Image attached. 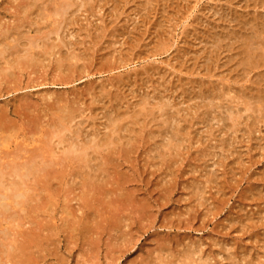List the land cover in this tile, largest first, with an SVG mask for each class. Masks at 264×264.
Wrapping results in <instances>:
<instances>
[{
  "label": "rangeland",
  "instance_id": "obj_1",
  "mask_svg": "<svg viewBox=\"0 0 264 264\" xmlns=\"http://www.w3.org/2000/svg\"><path fill=\"white\" fill-rule=\"evenodd\" d=\"M12 1H14V2H12ZM17 1L21 2V4H23L22 0H20V1L19 0H0V33H4V32L6 33L7 31L14 32L13 30H15V29H11V28H12V25L14 23H16V24H20V26H21L20 29H16V30L19 31V33H21L23 31V33L21 34L22 36H23V34H28L29 32L30 33L33 32L31 34L29 33L28 34L29 36H34V32L37 31V32H39V33L35 32V34H37V35L42 34V32H43L42 36H40L41 40L43 39L44 36L46 37V39L51 37V39H49V41L47 42L48 39L44 41L45 37L42 41H40V40H38V38H37V40H34L31 37H28V39H26L27 37L23 36L24 39L27 40L26 41L27 43H26V42H24L25 40L23 38H21L22 37L21 36L20 37L21 39L19 38V40H21V41H19V42H21L19 44L20 49L21 48L26 49L29 46L28 42L30 40L34 41L33 43H35V41H37L35 43V45L38 44V45H36V48L39 51L41 49L38 47L42 46L43 41L45 43V46L48 43L46 46L48 48L50 46L49 44L52 45V44H55V42H57L56 45H58V47L54 48L53 52H55L56 49L59 48L58 50H59L61 55H62L63 50L65 51L64 53H66L67 50L71 51L73 48H75L72 51V53H76V56H77V55H79L78 52L80 53V51H81L80 49H82L84 52L87 53V55L86 54L84 55V53L82 51L80 53L82 55L77 56L81 60L79 59L80 61L78 60L77 62L78 63L81 62V63H79V69H81V67H82L86 71H88L89 74L88 75H86V74L82 75V77L75 79V81H73L72 83H70L69 85H66V86H61V85H57V86L55 85L54 86V85H50V84L48 85L47 81L50 82V78H51L50 75L53 74L52 72H55L54 68L52 66L55 65V61L57 60L56 58L58 57V54H56V56L54 54V56L56 58H54L52 56V54L50 55L51 57L54 58V60L56 59L55 61H53V58H51L49 55H47V57H49V58H47L46 55L45 56L43 55V56H41V61H43V62H40L41 63L40 68H39V66H40L39 62L37 65L34 64L35 67L32 65L35 70L40 69L41 71L39 70V72H38V70H36L37 71L36 72L34 70L35 72H32L33 74L31 73V76H33L34 82H37L40 84H38L36 86L33 85V87L31 86V87L23 88L25 91L24 90L23 91H16V92L14 91L15 94L13 92H11L9 94H4V96H1L2 98L0 97V104H1L0 106L6 105V106H9L10 108H12V107H14V105L18 104L17 101L19 100V98L23 97L25 100L27 99L28 100L27 103H29L28 105L30 107H32L33 112L34 113L36 112L35 114L39 115L40 117L42 116V118L40 119L41 122L39 124H35V125L30 126V127L29 126L26 127V125L25 126H19V123H17L18 125L12 124V125H10V127L5 125L4 126L5 129L2 128V130H5V133L3 134L2 131H1L2 133H0L1 134L0 135L1 136L0 141H2V143H4L3 145H2V143H0L2 145V146H0V153H1L0 157L2 156L0 158L1 159L0 163L2 165H4V163H6L8 161L7 163L9 165V160L12 158L14 153H16V154H14L16 156L17 155L23 156L22 154L26 151L24 154L27 155L28 154L27 152H29L31 149H35L36 147H38L39 143L42 144L45 148H46V146H49L50 148L52 147V149H53L52 151L55 154L53 159H56V155L58 154V152L60 154L59 150L64 149V147H65L64 145L67 146V143H69V142L71 143V145H74L75 148L79 145L78 148H80V149L84 148V145H83V142H84L86 148H84L83 150L85 151L86 149H88V147H90V148L93 147V145H92L93 143L90 144V146L88 145L89 143H91L88 140L89 139L91 140L93 137L94 138L96 137V138H98L97 139L98 141L96 140V138L93 139L94 140V147L98 146L99 149H97L98 147L96 149L93 147L92 151L95 150L96 151V152L94 151L95 154L93 152H90L91 149H88V151H87L88 155L90 152V156H89L90 157L89 160H91L90 162L87 158H85L86 159V160H84L85 162L80 161V163H79V162H77V159L74 157L76 155L74 153H70L71 154V161L69 162L70 164L68 163L69 166L67 165V161L64 159L63 161L66 162L65 165L63 164V161L60 163L62 165L61 168L63 170L60 168L59 172L54 173V174L51 172L45 176V178L47 177L46 179H48V177H49L48 182H45L46 180L44 179V177L40 178V180H43V183H46V184H42V181L40 182L41 183L40 184L37 180H34L33 178H30L27 181L26 184H28V185L30 184L29 186L25 184L28 188V189L26 188L27 190L25 191V194L28 195V197L26 195H24L26 197L24 199L22 198L21 201H24V202L27 201L30 204L27 202H25V203L22 202V204H21L22 206L20 205L19 208H13L14 212L11 209L9 212L7 211L6 215H8V214L9 215L5 216V218L3 217L4 219H2L1 216H4L5 213L2 215L0 214L1 215L0 216V225H1L0 226V230H1L0 235L2 234L0 237V241H1L0 243L2 244V245H0V249L3 248L0 251H2L3 252L2 254H4L3 256H5L3 258L2 254L0 252V254H1L0 257L2 256L0 259V264H6L7 260H8L7 264H12V263H14V264L15 263L16 264H18V263L22 264L23 263L24 264V260L27 261V262H25V264L26 263L28 264V262L30 264H37L36 262H38V261H39L38 264L39 263L40 264L41 263L42 264H134V263L138 264L139 262H140L139 264H141L145 261L146 262L143 264H158V263L159 264H172V263L175 264V263H177L176 262L177 260H178V264H187V263L190 264L191 262H192V264H197L198 261H199L198 264H201L204 261H205L204 263H207V264H208V262H209V264H226V263L227 264H233L232 260L234 261V264H242V263L243 264H246V263L247 264H264V256H263L264 255V114H263L264 113V107H262V106H264V104H263L264 103V90H263L264 84L260 82V79L264 80V79H262V78H264L263 77L264 68H262V67H264V61H263L264 60V50H263L264 49V41L263 42L260 41L261 39H264L263 36H261L262 30H263V34H264V29H263L264 28V22H262V20L264 19V17H262L264 15V0H262V1L261 0H253L254 2L252 0H151V1L147 0L149 2H147L146 0H128V1L127 0H101V1H99V0L98 1L97 0H80L81 2H83V4L79 0H77V1L74 0L75 7H73L74 5H72V8H71L72 12L68 13V15H71L69 18H71L72 20L68 18V15H66L61 22L62 24L59 23L60 24V28L58 30L59 32L56 29H54V31L58 32L57 35H55L54 33L51 34V32H45V31L51 29L52 22H50V20H52V18L55 17V16L45 17V14H47V12L49 13V11H51L53 9V8L50 9V7H54L52 4L54 2V0H47V3L45 2L46 0H39V2L37 1V3H36V7L29 9V10L25 9L26 3L23 6H20L21 4L18 3ZM26 1H30V0H26ZM49 1H50L52 6H50ZM55 1L59 2V0H55ZM95 1H97L96 4H95ZM41 2H44V3L41 4ZM252 2H253V4H252ZM38 3H40V4H38ZM141 3H143V4L146 3V4L143 5ZM44 4L47 6L46 9H45ZM77 4L81 9H79V7L77 9ZM42 5H44V6L42 7ZM254 5H255V7H254ZM17 6H18V10L24 8L25 9L24 12L22 10L17 11ZM19 6H20V8H19ZM97 6L100 7L98 10H97V8H98ZM261 6H263V7H261ZM85 7H86V10H85ZM14 9H16V13H15L16 15L14 14V12H15ZM35 9L36 10L41 9V10L39 12V11H36ZM43 9L45 11H43ZM82 9L84 12H81ZM46 10H48V11H46ZM254 10H256L258 13ZM35 11H36V13H34ZM19 12H22V13H19ZM30 12H31V14L29 15ZM37 12H39V13H37ZM259 12L262 15L257 16L259 14ZM37 14L40 15L41 19L39 18V16H36ZM41 14H43L42 16H44L43 17L44 19L42 18ZM21 15H22V17H21ZM242 15L243 16L246 15V16H244L245 19L242 17ZM234 16L236 19L234 18ZM18 17H21L20 19L22 20V22H21V20L18 21L19 20ZM26 17H27V19H25ZM33 18H35V19H33ZM251 18L253 21L251 20ZM64 19H66V21H68V22L66 23V21ZM25 20H27L26 21L27 23H25ZM59 20H61V18H58V21ZM239 20H241L243 23ZM249 20H251V21H249ZM229 21L233 22V23H230ZM256 21H257V23H259V25L256 23ZM228 22H229V24H228ZM246 22L250 25L247 26L248 24H246ZM63 23H66V24L64 25ZM9 24L11 25V27L9 26ZM32 24L34 25V27L30 28L33 26ZM38 24L41 26H39ZM61 26L65 27V29L63 30V28ZM223 26L225 29H223ZM246 26L248 29L246 28ZM257 26L259 27V29H257L258 28ZM45 27L47 29H45ZM249 27L251 28V30L253 32H255V30H256L257 34H259L260 36L255 35L256 32L252 34L251 30H249ZM260 27H261V29H260ZM2 28L5 30H2ZM24 29H26L27 31ZM38 29L39 30L44 29V31H42V30L38 31ZM67 29H69V31H68V33H70L69 36L73 37V38H71L72 40L70 39V37L68 38V34L64 35V33L66 34ZM95 29H97V31ZM101 29H103V30H101ZM93 30H95V31H93ZM62 31H64V32H62ZM99 32H102V33L99 34ZM242 32H245V33H242ZM73 33H74V35L71 36ZM88 33H89V35H88ZM210 33H212V34H210ZM246 33H248L249 35ZM4 34L0 35V40H5L7 38H8V40L11 39V38H9L10 36L9 37H3ZM62 34L64 36H62ZM113 34H114V36H113ZM116 34H118V36ZM213 34H216L215 36H216L217 40L213 39V38H215V36ZM100 35H101V37H100ZM233 35H235V36L233 37ZM74 36H75V38H74ZM229 36H230V38H229ZM239 36L241 38H237ZM57 37H59V38H57ZM248 37H249V40L252 42V44L248 40ZM54 38L56 39V41ZM81 38H83V40H81ZM236 38H237V40H236ZM253 38L255 40H259L257 42V44H255V45H253V44L256 43V41L254 42ZM74 39H77V41H75V43H74ZM219 40H220V42H219ZM238 40L241 42H239ZM243 40L247 44L246 47H245V45H243L244 44ZM22 41L25 43V45ZM112 41L113 42L115 41L114 44ZM39 42H40V45H39ZM77 42H79V43H77ZM213 42L216 44H214ZM218 42H219V44H218ZM68 43L70 44L69 47L67 46ZM225 43L228 46L229 50L227 49L226 45H223ZM239 43H241V44H239ZM26 44H27V46H26ZM64 44H65V46H64ZM79 44H80V46H79ZM213 44L215 46H213ZM229 44H230V47H229ZM235 44L237 46L239 44V48L237 46H235ZM261 44L263 45V48H261L262 47ZM249 45L251 48H254V46H255L256 49L250 48L252 50L251 51L249 49ZM259 45H261L260 48H258ZM111 46H112V48H110ZM60 47H62V49L64 47V49L61 51ZM244 47L246 48V50ZM212 48H213V50H212ZM224 48L227 50L224 51L225 50ZM37 49H35L34 52L37 51ZM76 49H77V51H75ZM115 49H116V51H115ZM237 50L241 51V52H238ZM242 50H243V52H242ZM247 50H248V52H246ZM70 51H67V53H69ZM229 51H231L230 53L232 55L229 53ZM258 51H261V53H259ZM236 52H237V54H236ZM107 53L109 54L110 57L108 56ZM227 53H228V57H227ZM241 53L244 55H241V58H240ZM254 53L255 54L257 53L256 55L259 56V58L261 56V58H260L261 60L259 58H257V56H255ZM258 53L260 55H258ZM223 54H225V55H223ZM234 54L237 55V57L234 56ZM246 54H248V55H246ZM111 55H112V58H111ZM117 55H119V56H117ZM83 56H85V58H82ZM233 56L235 57V59ZM244 56L245 57L247 56L246 59L244 58ZM248 57H251L252 60H250ZM6 58H7L6 60L10 59L8 57H6ZM12 58H13V56H12ZM138 58H140V59H138ZM47 59L49 60V62H47ZM82 59H83V61H82ZM119 59H121V60L118 61ZM243 59H245V60H243ZM237 60H239V61H237ZM259 60L261 62H263V65H262V63H259L260 62ZM103 61L109 62V64L111 66H114V64H115V66H114L115 68L113 70H111L110 73L106 72V71H105V73L102 72L103 74L101 72L96 73L95 71H97L96 70V69H98L97 67H99V64L103 63ZM228 61L230 64L227 63ZM250 61H252V62H250ZM6 62L10 63L8 61H6ZM83 62L84 63L86 62V64H84ZM120 62L123 63L124 65L121 64ZM45 63L47 64L48 67L45 66L46 65ZM206 63H207V65H206ZM233 63H235L236 65ZM80 64H82V65H80ZM118 64L120 66H118ZM203 64L205 65V67ZM221 64H223V65L221 66ZM234 65H235V67H234ZM244 65L245 66L247 65V66L244 67ZM248 65L251 69L248 67ZM257 65H258V69L256 67ZM32 66H31V68H28V70H26L25 73L32 70L33 69ZM143 66H145V67H143ZM227 66H230L232 70L230 68H227ZM238 66L243 68L242 70H244L243 72L247 76L243 75L244 73L242 71L240 73L241 68H239ZM116 67H117V69H116ZM133 68H134V70H133ZM233 68H234V70H233ZM202 70H203V72H202ZM245 70L246 71L248 70L249 73L246 72ZM44 71H46V72H44ZM77 71H79V70H77ZM227 71H229L230 74ZM234 71L236 72V74L234 73ZM40 72H44V73H42L43 75ZM140 72H141V75H140ZM191 72H193L194 74ZM226 72L228 73V75L226 74ZM258 73H260V74H258ZM46 74L47 75L49 74L48 75L49 79H48ZM77 74L78 73H76V75ZM198 74H199V76H198ZM128 75H130V76H128ZM210 75L212 77H210ZM219 75L222 77H220ZM25 76H26V74H25ZM40 76H41V81H40V79H37V78H40ZM146 76H147L148 80H147ZM200 76H202V78ZM230 76H233V77L230 78ZM255 76L259 77V78H256ZM108 77H110L114 80H110V78L108 80ZM249 77H251L252 79L251 78L249 79ZM207 78H208V80H207ZM125 79H126V81H125ZM230 79H232V80H230ZM257 79L259 81V82L257 81L258 83L255 82ZM23 80H24V82L26 81V79H23ZM122 80H124V81H122ZM189 80H190V84H189ZM233 80H235V82ZM198 81L200 82V84L198 83ZM207 81L208 82L210 81L209 82L210 85H208L209 83ZM212 81H214V83ZM227 81L229 84L226 83ZM244 81H245L244 84L248 85L250 88H252V85L254 84L253 88L250 90V88L243 85ZM41 82H43V83H41ZM105 82H106V84H105ZM202 82H204V83L202 84ZM221 82H223L227 88ZM232 82H234V83H232ZM248 82H251L252 84L248 83ZM119 83L122 86L124 84V86L121 87V85ZM236 83H238V84H236ZM34 84H36V83H34ZM107 84H108V86H107ZM211 84H212V86H211ZM260 84H262V85H260ZM191 85H193V86H191ZM238 85H240L241 88ZM110 86H111V88H109ZM195 86H197V88L201 87L199 89V91H198V89L196 90ZM229 86H231V87H229ZM97 87H98V89H96V90H98V92L95 89H93V88H97ZM215 87L218 88V90ZM82 88H83V90H82ZM84 88H86V89H84ZM152 88H156V89H152ZM192 88L194 89V91L192 90ZM237 88H238V90H237ZM104 89H106V90H104ZM165 89H166V91H163ZM214 89H216L217 91H215ZM239 89H240V91H239ZM241 89H242V92H241ZM255 89L258 90V92ZM101 90H104V91H102V94L99 93ZM195 90H196V94L194 93ZM233 90L237 94H235V92ZM226 91H227L226 95H228L229 97H227L224 94V92L226 93ZM61 92L63 95H65V94L67 95L66 97L68 98V100H71L74 96L73 100L75 101V99H76L75 102H76V104L78 103L77 105H75L74 104L75 102H73L71 100L74 104L73 106L76 108V111L74 114L76 116H75V120L72 121L70 124L73 125L74 122L77 123L78 121H80V120L82 121V119L85 118L84 119L85 121L84 120L82 121L83 123L81 121L78 122V125L80 123H82L81 124L82 127L78 126V125L76 126V124L73 125L74 129L72 128V126L71 127L69 126L70 128L67 127V128H69V129H67L69 132L67 130H66V132L70 133L71 135H68V133L65 132V129H61L60 126H58L57 124H53L51 122L50 116L49 115L44 116L45 114L43 115V113L41 111V109L43 107L42 104H44V102L48 101L49 97L56 96L59 93L61 94ZM219 92H220V94H219ZM222 92H223V94H222ZM248 92H250V93H248ZM73 93H75V94H73ZM85 93H86V96H85ZM87 93H89V94L91 93L90 95H92L94 97V99L90 98L89 94L87 96ZM163 93H165V94L163 95ZM241 93L243 95V98H241ZM245 93H246V96H245ZM247 93H248V95H247ZM254 93L256 96L254 95ZM103 94H105V97H103L104 96ZM109 94H111V96ZM205 94H207V95H205ZM232 94H234L233 95L234 98H232L233 96L231 97ZM208 95L214 97L213 98V105H210L212 103H209V101H205L206 98L202 99ZM219 95H221V96H219ZM222 95L225 97H223ZM235 95H237V96H235ZM250 95H251V97H250ZM14 96H15V98L11 99ZM38 96H41L43 98H40ZM69 96H70V98H69ZM77 96L79 99L77 98ZM100 96H102L103 98ZM154 96H155V98H154ZM163 96H165L164 99H163ZM202 96H204V97H202ZM112 97L115 98V100L118 104L116 102H115V104L113 103L115 100ZM230 97L232 100L230 99ZM254 97L255 98L257 97L256 101H254L255 100ZM99 98H101L102 101ZM106 98H107V101H105ZM109 98H111V99L109 100ZM144 98H146V99H144ZM223 98H225V99H223ZM38 99H39V101H38ZM40 99H41V101H40ZM138 99H139V101H138ZM165 99H168V100H165ZM188 99H192V100H188ZM195 99H198V100H195ZM10 100H12V101H10ZM32 100L33 101L35 100L34 102L37 104V106L39 108H37L36 104H34V102ZM77 100H78V102H77ZM99 100H100V102H99ZM216 100H218V101H216ZM233 100L235 103L233 102ZM49 101H51V100H49ZM108 101H110L112 103L110 104V102H108ZM167 101H169V102H167ZM197 101L199 102V104H197ZM221 101H222V103H221ZM225 101H229V102L226 103ZM80 102L82 103V105L80 104ZM206 102H207L206 106H208V108L206 106L202 107L203 105L206 104ZM236 102H237V104H236ZM246 102H247V104L249 103L248 106H247V104H245ZM155 103L159 104V108H157L158 104H155ZM164 103L167 104L165 107H163ZM225 103L227 106L229 105L228 108H227V106H225ZM101 104H103V105H101ZM137 104H139V105H137ZM141 104H142V106H141ZM215 104H217L219 108H220L219 104L221 106H222V104H224L223 105L224 107L220 108V110L217 107L215 109V108H213V107H215ZM231 104L235 109L231 106ZM234 104H235V106H238V107L236 108L234 106ZM79 105H80V107L78 108ZM112 105H114L113 108H116L115 109L116 111H114V109L112 108ZM115 105H117V107ZM196 105L197 106L199 105L198 106L199 109L195 107ZM240 105L243 106L244 108L243 107L239 108ZM249 105H251V106H249ZM21 106L24 107L25 105L24 106L21 105ZM175 106L176 107L178 106L181 110L177 107L176 109L178 111H175L176 110ZM252 106H254V107H252ZM22 107L21 108L19 107L20 112H22V110H23ZM30 107L28 109L31 110ZM160 107H161V109H160ZM248 107L252 108L251 109L252 111L250 109H248ZM261 107H262V109H260ZM154 108L156 109V111H152V110H154ZM164 108H165V110H164ZM193 108H195V110H197L196 113H194ZM223 108L226 109L227 111L224 110ZM238 108L241 111L243 109V111H244L243 115L241 114L243 111L241 112V111L237 110ZM94 109H96V110H94ZM162 109H163V112H162ZM205 109H206V111L209 110L210 113L212 111L213 114H215L214 113L215 111L216 112L218 111L217 114L221 118V120H223L224 124L220 120V118H218L217 114L213 116L212 113L210 114V113H208V111L206 112ZM213 109H215V110H213ZM246 109L249 110L250 112H254V113L250 114V112H248ZM254 109H255V111L258 110L257 114L255 111H253ZM78 110H80V111H78ZM133 110L137 112V113L134 112L136 114V117L141 118V119H138L139 120V121H137L138 124L136 122L137 119H136L135 115H133L131 117V115L133 114ZM137 110H139V113ZM231 110H232V117L235 121L234 120L231 121L230 118H228L229 119L228 120L224 116L227 114V112H229ZM234 110H235V113H234ZM82 111H83V113H82ZM120 111L126 112V114H127L126 117H125V113H123V115H124L123 116V115H121L122 113L120 114ZM144 111L146 112L145 113L146 116L144 114ZM168 111H170V112H168ZM202 111H204L205 113ZM236 111H237V113H236ZM28 112H30V111H28ZM87 112H88V114H87ZM106 112H107V114H106ZM188 112H189V114H188ZM197 112H198V114H197ZM219 112L220 113L223 112L224 115H223V113L220 114ZM247 112L249 115L247 114ZM164 113L165 114L167 113L166 114L167 118H166V116H164ZM170 113H171V115H170ZM201 113L205 114V116L207 114L208 116L205 117ZM260 113H262L261 114L262 117L257 116V115H260ZM24 114H26V116L27 115L31 116L30 113L29 114L24 113ZM79 114L81 116H79ZM128 114H131V115H128ZM181 114H183V115L181 116ZM237 114H240V115H237ZM254 114L256 117L254 116ZM154 115H155V117H154ZM195 115H196V117H195ZM198 115H200V116H198ZM209 115H212L213 117H211ZM12 116L15 119H17V116L15 117L12 114L9 117L12 118L13 120H15ZM30 116H28V117H30ZM104 116H106V117L110 116V118H112L113 120H117V121H114L115 123L113 122L114 125L117 124V125H115L117 127V129H115L116 127L113 124H111V126H109V124H108L109 122L106 123L107 122L106 120L108 118H106ZM115 116H116V118H115ZM175 116H177V117L180 116L179 118L184 121V124H186L185 125L186 127L182 126V125H184L183 121H180V119L179 118L177 119V117H175ZM221 116L222 117L224 116V117L222 118ZM238 116H242V117H240L241 121L239 120ZM243 116H244V118H243ZM88 117H89V119H88ZM118 117L120 120L117 119ZM214 117L217 119H215ZM251 117H253V119H250ZM80 118H82V119H80ZM104 118L106 120H104ZM153 118H155V119H153ZM160 118H163L164 120L160 119ZM190 118H192V119L190 120ZM194 118H196L198 120L200 118V121L202 124L199 121V123L201 124V125H199V123H197L198 120H196ZM201 118H202V120H201ZM205 118H207V119L205 120ZM211 118L212 119L214 118L215 120H218V119L219 120L217 122L215 120H212ZM236 118H237L238 122L240 121L239 123L237 122ZM256 118H257V121H256ZM147 119L150 120L149 121L150 123L147 122ZM159 119H160V121H159ZM165 119H167V120L169 119L168 122L166 120L167 123L165 122ZM175 119H176V121H175ZM210 119H211V121H209ZM25 120L27 121L28 119L25 117ZM126 120H128V121H126ZM151 120H152V122H151ZM242 120H244V122H242ZM245 120H246V122H245ZM228 121H231L233 125L231 124V122H229V124H228ZM247 121H249L250 123H248ZM258 121H260V122H258ZM46 122H49L50 126ZM172 122H174V123H172ZM180 122L182 123V125L181 124H180V126L177 125ZM205 122H207V123H205ZM215 122H217L218 124ZM241 122L243 124H240ZM118 123L120 125H122L123 123L124 124L126 123V125L128 124V126H127L128 128L124 124H123L124 127L121 126L122 128H118V127H120V126H118ZM145 123H148V124L145 125ZM195 123H196V125H195ZM244 123H245L246 127L244 126ZM159 124L160 125L162 124V125L160 126ZM167 124L170 126H167ZM188 124H189V126H188ZM204 124H207L211 128V129L209 128L210 131L208 129L207 130L205 129V127L207 125H204ZM213 124H215L216 128L218 126L219 129L223 128L222 125H224V128L221 129L222 131L225 129L226 126H228L230 124L231 125H230V127L226 128L228 132L226 131V129H225V131H223V133L220 130V131H218V132H220V135H218L219 133L217 132V130H219V129L214 128L216 130L215 131L213 129ZM216 124H217V126H216ZM149 125H151V126H149ZM153 125L155 127H152ZM202 125H203V127H201ZM55 126H57L58 128ZM104 126H106V127L103 128ZM187 126H188V128H187ZM208 126H207V128H208ZM235 126H237V128ZM50 127L52 130L51 131L52 133H50ZM83 127H84V129H83ZM107 127L109 129H107ZM159 127L162 128L161 130L165 129L166 132L168 131L170 136L167 135L165 130H163V131L159 130L160 129ZM174 127H179L181 129L178 128L179 131H177L176 128H174ZM190 127H192V128H190ZM198 127L202 130H200ZM232 127L236 128V129H241V130L236 131V129L233 130ZM254 127L256 130L254 129ZM54 128L58 129V131H56V129H54ZM76 128H77V131H79L80 135H82L83 137H79L78 132L75 131ZM79 128H80V130H79ZM129 128H131V129H129ZM121 129H122V132L120 131ZM147 129H148V131H147ZM155 129H156V131H153ZM191 129L194 132L188 131ZM131 130H132V132H131ZM197 130H198V132H197ZM231 130L234 132H232ZM250 130H251V132H250ZM123 131L129 132V134L128 133L125 134V133H123ZM207 131H208V133H207ZM24 132H26V133H24ZM47 132L50 134H48ZM76 132H77L78 138L74 134ZM89 132L93 133V135L90 134ZM109 132L111 135H109ZM171 132H173V134H171ZM226 132L230 135H228ZM231 132H232V134H231ZM94 133H95V135H94ZM103 133H106V135L104 134L102 136ZM183 133H185L186 136ZM190 133H192V135H190ZM113 134H114V136H113ZM117 134H118V136H117ZM132 134H134V135H132ZM148 134L151 136H149ZM210 134H213V135L210 137L209 136ZM3 135H5V136H3ZM17 135H19L20 137ZM26 135H28V136H26ZM64 135L66 138L64 137ZM123 135H126V137ZM130 135L132 136L131 139H130V137H131ZM221 135H223V136H221ZM226 135H227V138H225ZM30 136H33V137H30ZM40 136H41V138H40ZM67 136H69V138L71 136H76L75 138H77V139H75L73 137L71 140V138L68 139ZM87 136H89L91 138L88 137L89 139H87ZM100 136L104 137V138H101ZM119 136H121V137L123 136L124 138L123 137L121 138ZM147 136H149V138L150 139L152 138V139L149 141V138H147ZM183 136H185V137H183ZM2 137L7 138V139H4L5 142L3 141V139L1 140ZM54 137L55 138L57 137L62 142L59 141L60 143H57L58 140H57V138L55 139ZM162 137L163 138L165 137V139H163ZM166 137H168V138L166 139ZM171 137H172V139H171ZM220 137H221V139H219L220 141H218V138H220ZM26 138H28V139L26 140ZM37 138H38V140H36ZM43 138L46 140V142H44L45 140ZM82 138H84V139H82ZM99 138L104 139V141L101 139H100L101 140L100 141ZM125 138H127V140ZM174 138H175V141H174ZM210 138H214L215 139L214 141L215 142L217 141V142L215 143L213 140L209 141ZM41 139H43V142ZM105 139H109V140L106 141ZM154 139L156 141H158L157 143L159 145L162 143L160 140L163 141V143L160 146L162 149L161 153H157L160 151V149L158 150L159 145H158V147L156 146L157 143ZM226 139H227V142H226ZM228 139H229V142H228ZM32 140H33V142H32ZM77 140H79V141H77ZM82 140H84V141H82ZM164 140L165 141L167 140V141L165 142ZM168 140H170L172 142H168ZM181 140H182V142H181ZM51 141H52V143L57 141L54 143V146L57 145L55 147L58 150H56V148L51 144ZM85 141H88V144H87L88 146L86 145L87 142H85ZM109 141L111 142L112 146H114L115 148H111V145L108 143ZM132 141H135L136 143L132 142ZM177 141H178V143H177ZM36 142H37L38 146L36 145ZM65 142H67V143H65ZM115 142L118 143L119 146L118 145L115 146L116 145ZM124 142L126 143L127 146H129L128 143H130V147H126L125 145H123V144H125ZM173 142H176V143H174L175 145H173ZM220 142L222 144L226 143V145L225 144L223 145L224 146L223 147L224 152H223V149L221 148L222 144ZM32 143L33 144L35 143V144L32 145ZM63 143H64V145H63ZM102 143H105V146ZM168 143H169V145H170V143H172V144L169 146ZM212 143H213V145H212ZM227 143H229V144L227 145ZM25 144H27V146ZM28 144H29V146H28ZM107 144H108V146H107ZM163 144H165V145H163ZM214 145H216L215 148H213ZM3 146L5 148L6 147L10 148V152H9L10 156H9L8 151L6 150L7 148L5 150H2V149H4ZM14 146H15V148H14ZM19 146L21 148H19V150H18ZM24 146L27 147L28 149H26ZM30 146L32 148H30ZM60 146H62V148ZM106 146L110 149H113V150L108 149ZM152 146H153V148H152ZM155 146H156V149H155ZM168 146L171 147V149H172L171 151H169L170 149L166 150V148H168ZM175 146H176V148H175ZM207 146L209 148H207ZM100 147L103 150V152H100V150H101ZM124 147H125V149H124ZM162 147H164V148H162ZM106 148H107V150H106ZM16 149H17V152H16ZM104 149L106 150L105 152H104ZM116 149L119 151H114ZM122 149H124V150H122ZM207 149L208 150L211 149V150H209L208 153H205L208 151ZM164 150L166 151L167 154L164 152ZM212 150L215 151V154ZM3 151H4V154H3ZM80 151H82V150H80ZM107 151H108V153L105 154ZM109 151L111 152V155H110ZM167 151L170 152L169 155H168ZM201 151H202V153H201ZM211 151H212V153L210 154ZM74 152H75V150H74ZM113 152H114V155H112ZM20 153H21V155H20ZM164 153L166 154V156L163 155ZM91 154H93L95 156V157L93 156L95 159V162L92 159L93 157ZM207 154H208V156H207ZM220 154H221V156H223L222 157L223 160L220 158L221 157ZM97 155L100 156L99 158L103 162L99 161L100 159L98 158ZM211 155L213 157H210ZM224 155H225V157H224ZM108 156H110V157H108ZM201 156L204 157V159H202ZM205 156H207V158ZM105 157L110 158V159L107 160V158H105ZM163 157H165V158H163ZM170 157H172L173 159ZM197 157H199V159H198L199 161H197ZM4 159H5V161H4ZM171 159L174 160V162H176V163L175 164L171 163V162H173ZM20 160H18V161H20ZM22 160H23V158H22ZM204 160H206V163L208 165L205 162H203ZM160 161H162V163ZM71 162H73L77 166V168L79 167L78 168L79 170L77 168H75L76 166L73 165V163H71ZM97 162H100V164ZM107 162H109V163H107ZM78 163L81 165H79ZM102 163H103V165H102ZM209 163H211V164L209 165ZM72 165L75 167L72 168L73 167ZM93 165H95V166H93ZM188 165H191V166H188ZM196 165L198 167V169H196L197 171L194 170V167L196 168ZM211 165H212V167H211ZM63 166H65V168ZM207 166H210V168L208 167L206 169ZM70 167L72 168V170ZM56 168H59V166H56ZM190 168H192L191 169L192 172H191ZM68 169L70 171H68ZM89 169H92V170H89ZM199 169H201L202 173H204V174L206 172V174L202 175V173L198 171ZM97 170H99V171L96 172ZM193 170H194V172H193ZM221 170H222L223 174H222V172H220ZM223 170H225V171H223ZM86 172H87V174H86ZM94 172H95V174H94ZM207 172H209V173H207ZM81 173H85L83 175H86V176L89 173V175L91 174L90 176L92 177V175H93V177L91 178L88 175L87 176L88 179L85 178L86 176H84V178H81L82 177ZM210 173H211V175H210ZM73 174H75V175H73ZM78 174H79V177H78ZM118 174H119V176L122 174L121 177L123 178V181H122L121 177L120 178L118 177ZM216 174H217V176H215ZM52 175L54 176V178ZM76 175H77V177H76ZM198 175L199 176L201 175L202 179L200 178L201 176L199 177ZM162 176H165V177H162ZM195 176H196V178H195ZM16 177L17 176H14V174H12V176H9V175L4 176L3 179H5L6 182L10 181V179L11 180L14 179L17 181L18 177L17 178ZM65 177H67L68 179ZM197 177H199V178H197ZM212 177H213V179H211ZM62 178H63V180H62ZM79 178H80V180H79ZM159 178H160V180H159ZM3 179H2L1 184H0V186H1L0 192L4 191V187H8V183H9V182L5 183V180H3ZM56 180L57 181L59 180V183H57ZM86 180H91L92 182H87ZM105 180L108 182H106ZM213 180H215L216 184H214L215 182H213ZM30 181H31V183H30ZM207 181L209 182V184L207 183ZM161 182H162V184H161ZM34 183H35V185L33 186ZM50 183H52V185ZM71 183H72V185H70ZM113 183H115V184H113ZM163 183H164V185H163ZM59 184H61V185H59ZM104 184H106V185H104ZM110 184H112L113 186ZM188 184H190V185L193 184L192 187H194L195 185L197 186V184H200V186H198L199 189H201L202 186L206 187V188L203 187L201 189L202 191H205L206 194L202 193V191L197 189L196 186H195L196 190H194L192 187L188 186ZM201 184H202V186H201ZM17 185H19V184H17ZM95 185H97L98 188H102V190L104 189L105 193H104V191L102 192L101 189H100L101 191H99L98 188L96 190L97 186H95ZM115 185H117L118 187ZM184 185H186L187 187ZM20 186H23V184H21ZM40 186H41V188H37ZM59 186H60V188H59ZM164 186H167V187H164ZM253 186L257 190H255ZM30 187H32V190ZM66 187H70V188H68V190H67V189H65ZM161 187L162 188L164 187L165 189L164 188L162 189ZM185 187L188 189H186ZM50 188L52 190L55 189L54 191L56 192V195H55V192H53V191H52L53 194L50 193L51 192ZM108 188L110 189L109 191H112V192H109V191L106 192V190ZM190 188H191V190L192 189L193 190L191 191ZM209 188H210V190H209ZM247 188H249V189H247ZM35 189H37L39 191V193L37 190L34 191ZM80 189H81V191H80ZM161 189H162V191H161ZM182 189H184V190L182 191ZM84 190L87 192V194H83V193H86ZM115 190H117V194H115L116 193ZM197 190L201 191V193H200L201 196H199L200 198L198 197V194H196V193H199ZM82 191H83V193H82ZM89 191H92V193ZM127 191H129V192H127ZM32 192L33 193L35 192V194H33ZM80 192L82 194H80ZM93 192H97V193L93 194ZM118 192L120 194H118ZM187 192L189 194H190V192L191 193L193 192L194 194H190V196L193 195L192 197H190L189 194H187ZM100 193H102V194L100 195ZM82 195L85 196V201L81 200V198L84 199L83 198L84 196L80 197ZM94 195H96L97 198ZM49 196H51V197H49ZM114 196H115V198H118L119 196H121L122 199L119 197L118 199L120 201H117L118 199H115ZM123 196H125V197H123ZM240 196H242V197H240ZM70 197H71V199H69ZM31 198H33V199H31ZM38 198L39 199L41 198V200H39ZM63 198H65V199H63ZM66 198L69 200L66 201ZM100 199H102V202ZM124 199H125V201L123 203ZM128 199L130 200V202ZM44 200H45V202L47 201L46 202L47 205L49 203L48 208L46 206H43L44 204L46 205V203H44ZM52 200H53V202H52ZM80 200H81V202H80ZM106 200H108L110 203ZM115 200H116V203L119 202L117 204L118 207L116 206ZM126 200L130 204H128ZM193 200H194V202H192ZM41 201L43 204L41 203ZM111 201H113V202H111ZM131 201L136 205L133 206L134 204H132ZM204 201H205V203L203 204ZM31 202H32V205L34 207L31 206ZM189 202H192V203H189ZM195 202H196V204L198 202V204L195 205ZM222 202H225V203H222ZM112 203H113V206H112ZM121 203H123L124 205H122ZM212 203H214V204H212ZM238 203H239V205H238ZM97 204H99V205H97ZM103 204L105 206H103ZM93 205H96V206H93ZM129 205H130V207H129ZM131 205L133 207H131ZM119 206H121V207L119 208ZM188 206L192 210H190ZM215 206H218V207H215ZM15 207H17V206H15ZM45 207L47 209H45ZM80 207H81V209H80ZM107 207H108V209H107ZM114 207H115V209H114ZM233 207L236 209H234ZM31 208L34 210H32ZM101 208H104V209H101ZM121 208H123L122 209L123 211L120 210ZM209 208H211V209L209 210ZM72 209H74V210H72ZM35 210H36V212H35ZM141 210L145 211V213H143ZM257 210H259V212ZM27 211H28V214L26 213ZM80 211H82V212H80ZM101 211H103V213ZM136 211H137V213H136ZM203 211H205V213H206L205 217H204L205 219L204 218L202 219V217L204 215ZM130 212L131 213L133 212V213L131 214ZM81 213H82V215H80ZM92 213L93 214L96 213L95 216L91 215ZM118 213H119V215H117ZM123 213H125V214H123ZM215 213H218V215ZM14 214L16 215V217ZM18 214H20L22 216L23 220H20L22 218H20L21 216ZM12 215H13V217H15V219L12 218ZM24 215L27 218L29 215L30 217L28 218V220L30 218H32V219H30L32 223H30V220L27 221ZM41 215H44L43 216L44 218ZM99 215L102 217L100 218ZM138 215L139 216L141 215L142 217L139 219ZM201 215H202V217H201ZM18 216H20V217H18ZM86 216H87V218L85 220ZM212 216H213V218H212ZM6 217H7V219H10V220L13 219V220L12 221L8 220L9 223H7L8 221L6 220ZM33 217H34V219H33ZM35 217H36V219L37 218L38 219L35 220ZM62 217L66 218L65 221H64V218H62ZM72 217L75 219H73ZM231 217L233 220H231ZM91 218H93V221ZM130 218H132V219H130ZM16 219H17V221H16ZM18 219L21 221V224H23V225L21 226V224L19 223L20 225H17V227H16V225H14L13 223L18 224V222H20ZM101 219L103 220V223H102ZM208 219H210V220H208ZM89 220H91L93 222L95 228L92 226L93 224H90ZM117 220H122V221L119 222ZM230 220L234 223L235 226L233 225V223ZM1 221H4L5 224H4V222L2 223ZM25 221H27V222H25ZM35 221L37 223V226L39 224L41 225V226H38L39 228L36 226ZM67 221H68V223H67ZM85 221L88 222L89 224L86 223ZM228 221L231 222L230 225H229ZM77 222H79V223H77ZM118 222H119V224H118ZM121 222L124 224V226H121V224H120ZM165 222H168V224L167 223L165 224ZM227 222H228V225H227ZM11 224H13V225H11ZM29 224H31L30 227L34 225L35 228L33 229L31 227V229H30ZM182 224L184 225V227ZM199 224L201 226H199ZM203 224H204V226H203ZM74 225L75 226L77 225L76 228L74 227ZM109 225L113 228L111 230V232L107 231L108 228L111 229V227ZM116 225H117V227H116ZM11 226L12 227L14 226L16 228H14V230H10ZM89 226H90V228H89ZM222 226H224V227H222ZM18 227H19V229H18ZM28 227L30 230L28 229ZM85 227H87V228H85ZM98 227L100 229L102 228L103 230H99L100 232H98V229H99ZM114 227H115V229L117 228V230H119L120 232L118 233V231L115 230ZM185 227H187V228H185ZM190 227H192L193 229ZM79 228H81L82 232ZM91 228H93V229H91ZM195 228H197V229H195ZM32 229L34 231H32ZM35 229L38 232L36 234H33L36 232ZM74 229H76V230H74ZM123 229L125 230L123 232L124 235L122 233ZM18 230H20V231H18ZM54 230L56 231V233ZM114 230L117 232H115ZM3 231H4V233H3ZM12 231H15V233L17 235L18 234L19 235L18 236L16 235V237H15L14 232L10 233ZM21 231H26V232H22L23 234L25 233L24 236L21 234ZM28 232H30V233H28ZM84 232H85V234H84ZM5 233L9 236L6 235L7 237H5ZM27 233H28V236H30V235L31 236L28 237ZM91 233H93V234H91ZM127 233H130V234H127ZM12 234H13V236H12ZM120 234H121V236H119V239L121 241L119 239H117L118 235H120ZM32 235H34V236L37 235V237H34V239H33ZM161 235H162V238L161 237L159 238V236H161ZM10 236L13 237L14 242H12V239ZM19 236H21V237H19ZM17 237H19V238L17 239ZM93 237H95V238L93 239ZM8 238L11 241L8 240ZM20 238H22V240H20ZM115 238H116V243H115ZM153 238H155V239H153ZM157 238L159 239V241L157 240ZM212 239H214V240H212ZM6 240H8L11 243V245L8 241H7V243H4V241L6 242ZM15 240H16V242H19V243H17L18 245L16 244ZM23 241L24 242L26 241L25 242L26 244ZM27 241H28V243H27ZM155 241L158 242V244ZM164 241H166V242H164ZM91 242H92V244H90ZM160 242L164 243V244L166 243V245L162 244L165 248L161 245ZM12 243H14V244L12 245ZM21 243H23V245ZM84 243H85V245H84ZM226 243H228V244H226ZM4 244H7V246L5 245L3 247ZM95 244H96V246H95ZM113 244L115 245L116 249L113 247ZM186 244H189V245H186ZM8 245H9V247L14 246L13 249H12V247L10 248V250H11V251L9 250L10 252L7 250V249H9V248H7ZM40 245H41V247H40ZM225 245H227V246H225ZM34 246H35V248H34ZM26 247L28 248V250L25 251V249H27ZM183 247H186V248H183ZM187 247L188 248L190 247L189 248L190 250L192 249L191 252H193V255L195 254V256H193V255L191 256V252H189L190 250L187 249ZM226 247H230V248L227 249ZM110 248H113V249L111 250ZM194 248L196 250H193ZM223 248H224V251H225V249H227L226 254H225V252H222ZM4 249H6V252L4 251ZM109 249L111 252L109 251ZM160 249H162V250H160ZM164 249L167 252H164L163 251ZM181 249H182V251H181ZM158 250H160V251H158ZM178 250H180V251H178ZM199 250H200V253H199ZM13 251H14V253H12ZM21 251H24V252L21 254V256H19V252H21ZM117 251L119 254L117 253ZM195 251H197V252H195ZM234 251H235V253H234ZM15 252H17L16 255H15ZM25 252H26V254H25ZM154 252L156 255L154 254ZM156 252H158L160 254H157ZM179 252H180V254H178ZM182 252H184V254ZM228 252H229V254H228ZM29 253L31 254L30 256H28ZM113 253H114V255H113ZM164 253L166 254V257H168L170 259V262H169V259L165 257ZM167 253L172 254V255H169ZM187 253L188 254L190 253L189 255H190V257H192L191 258L192 261H189V258H187L189 256ZM197 253L199 254V257L197 256L198 255ZM9 254H11V255H9ZM17 254H18V256H17ZM35 254H36V257L38 259L34 256ZM233 254H235L236 258L234 257ZM244 254L246 255L244 257L245 259L243 257H241V255L243 256ZM254 254H256V255L258 254L261 257H259L258 255H257L258 256L257 257ZM6 255H7V257H6ZM25 255L27 256V259L28 260L31 259L32 262L28 261L25 258L26 257ZM174 255H176V256H174ZM204 255H207V256L204 257ZM253 255L256 258H252ZM15 256H17V257H15ZM156 256L158 259L160 257V259L162 261H160V259L158 260L156 258ZM250 256H251V258H250ZM176 257H178L180 259H178V258L176 259ZM203 257L205 259H203ZM225 257L230 258V259H227ZM240 257L242 258L243 261H245V260L246 261L248 260V261L243 262ZM8 258L9 259L11 258V259L9 260ZM19 258L20 259L22 258L21 259L22 261L19 260L22 263L17 261ZM150 258H152V259L150 260ZM259 258H261L262 260ZM2 259H3V261H2ZM134 259H137V261ZM251 259H253V260L251 261ZM11 260H12V262H11ZM163 261H165L166 263ZM1 262H3V263H1Z\"/></svg>",
  "mask_w": 264,
  "mask_h": 264
},
{
  "label": "bare ground",
  "instance_id": "obj_2",
  "mask_svg": "<svg viewBox=\"0 0 264 264\" xmlns=\"http://www.w3.org/2000/svg\"><path fill=\"white\" fill-rule=\"evenodd\" d=\"M19 1H20V0H19ZM37 1L39 2V0H30V1H26V0L23 1V0H22L23 4H21V2H18V1H17V2L21 4L20 6H23V5L26 3V6H25L26 8H25V9L29 10V9H32V8H35V7H36V3H37ZM76 1H77V0H76ZM79 1H80V0H79ZM97 1H98V0H97ZM97 1H95V4L97 3ZM99 1H101V0H99ZM127 1H128V0H127ZM146 1H147V0H146ZM150 1H151V0H150ZM252 1H253V0H252ZM261 1H262V0H261ZM12 2H14V1H12ZM45 2L47 3V0H46ZM51 2H52V1H51ZM80 2H81V1H80ZM147 2H149V1H147ZM147 2H146V3H147ZM253 2H254V1H253ZM253 2H252V4H253ZM42 3H44V2H41V4H42ZM78 3H79V2H78ZM81 3L83 4V2H81ZM86 3H87V2H86ZM90 3H91V2H90ZM92 3H93V2H92ZM143 3H144V2H143ZM143 3H141V4H143ZM146 3H145V4H146ZM245 3H246V2H245ZM258 3H259V2H258ZM262 3H263V2H262ZM38 4H40V3H38ZM49 4H50V6H52L51 3H50V1H49ZM52 4H53L54 7H50V9H51V8H53V9H52L51 11H49V13L47 12V14H45V17H53V16H55V17L52 18V20H50V22H52V27H51V29L48 28L50 31L47 30V31H45V32H51V34L54 33L55 35H57V33L59 32L58 30H59V28H60V24H59V23L62 22L63 18H64L66 15H68V13L72 12V9H71V8H72V5H74L73 7H75V4H74V0H59V2H56V1L54 0V2H53ZM145 4H143V5H145ZM147 4H148V3H147ZM256 4H257V3H256ZM44 5H45V4H44ZM44 5H42V7H43ZM79 5H80V4H79ZM143 5H142V6H143ZM260 5H261V4H260ZM14 6H15V5H14ZM20 6H19V8H20ZM40 6H41V5H40ZM94 6H95V5H94ZM46 7H47V6L45 5V9H46ZM78 7H79V6H78V4H77V9H78ZM89 7H90V6H89ZM97 7H98V6H97ZM244 7H245V6H244ZM254 7H255V5H254ZM256 7H257V6H256ZM261 7H263V6H261ZM82 8H83V7H82ZM99 8H100V7H98L97 10H98ZM25 9L23 8V9H20V10H22V11L24 12ZM75 9H76V8H75ZM79 9H81V8L79 7ZM90 9H91V8H90ZM143 9H144V8H143ZM14 10H15V12H14V14H15V13H16V9H14ZM20 10H18V6H17V11H20ZM35 10H36V9H35ZM40 10H41V9H40ZM40 10H36V11H39V12H40ZM85 10H86V7H85ZM36 11H35L34 13H36ZM43 11H45V10L43 9ZM46 11H48V10H46ZM80 11H81V10H80ZM88 11H89V10H88ZM254 11H256V10H254ZM39 12H37V13H39ZM81 12H84L83 9H82ZM91 12H92V11H91ZM256 12H257V11H256ZM17 13H18V12H17ZM19 13H22V12H19ZM34 13H33V14H34ZM44 13H45V12H44ZM44 13H43V14H44ZM257 13H258V12H257ZM30 14H31V12L29 13V15H30ZM33 14H32V15H33ZM43 14H41V16H42ZM240 14H241V13H240ZM244 14H245V13H244ZM15 15H16V14H15ZM259 15H262V14L259 12V14H258L257 16H259ZM24 16H25V15H24ZM36 16H39V18H40V15L37 14ZM70 16H71V15H68V18H69ZM239 16H240V15H239ZM244 16H246V15H244ZM244 16L242 15L243 18H244ZM21 17H22V15H21ZM21 17H18V19H19L18 21L21 20V19H20ZM28 17H29V16H28ZM32 17H33V16H32ZM32 17H31V18H32ZM43 17H44V16H42V18H43ZM262 17H264V15H263ZM262 17H261V18H262ZM23 18H24V17H23ZM23 18H22V19H23ZM37 18H38V17H37ZM58 18H61V20L58 21ZM68 18H67V19H68ZM234 18H235V16H234ZM253 18H254V17H253ZM13 19H14V18H13ZM25 19H27V17H26ZM33 19H35V18H33ZM40 19H41V18H40ZM43 19H44V18H43ZM69 19H71V18H69ZM231 19H232V18H231ZM235 19H236V18H235ZM244 19H245V18H244ZM256 19H257V18H256ZM262 19H263V18H262ZM37 20H38V19H37ZM64 20L66 21V19H64ZM71 20H72V19H71ZM233 20H234V19H233ZM251 20H252V18H251ZM251 20H249V21H251ZM263 20H264V19H263ZM263 20H262V22H264ZM13 21H14V20H13ZM16 21H17V20H16ZM26 21H27V20H25V23H27ZM224 21H225V20H224ZM237 21H238V20H237ZM239 21H241V20H239ZM246 21H247V20H246ZM252 21H253V20H252ZM254 21H255V20H254ZM21 22H22V20H21ZM67 22H68V21H66V23H67ZM229 22H230V21H229ZM229 22H228V24H229ZM241 22H242V21H241ZM241 22H240V23H241ZM31 23H32V22H31ZM66 23H63V24L65 25ZM230 23H233V22H230ZM240 23H239V24H240ZM242 23H243V22H242ZM242 23H241V24H242ZM256 23H257V21H256ZM23 24H24V23H23ZM33 24H34V23H33ZM33 24H32V25H33ZM61 24H62V23H61ZM246 24H248V23L246 22ZM257 24L259 25V23H257ZM21 25H22V24H21ZM24 25H25V24H24ZM32 25H31V26H32ZM38 25H39V24H38ZM49 25H50V24H49ZM64 25H63V26H64ZM249 25H250V24H248L247 26H249ZM9 26L11 27L10 24H9ZM22 26H23V25H22ZM26 26H27V25H26ZM29 26H30V25H29ZM39 26H41V25H39ZM63 26H61V27H62L63 30H64L65 27H63ZM231 26H232V25H231ZM234 26H235V25H234ZM242 26H243V25H242ZM247 26H246V28H247ZM260 26H261V25H260ZM7 27H8V26H7ZM7 27H6V28H7ZM20 27H21L20 24H16V23H14V24L12 25V28H11V29H15V30H16V29H20ZM33 27H34V25H33L32 27H30V28H33ZM229 27H230V26H229ZM250 27H251V26H250ZM250 27H249V30H251ZM257 27H258V26H257ZM28 28H29V27H28ZM40 28H41V27H40ZM62 28H61V29H62ZM212 28H213V27H212ZM239 28H240V27H239ZM239 28H238V29H239ZM262 28H263V27H262ZM8 29H9V28H8ZM8 29H7V30H8ZM45 29H47V28L45 27ZM54 29H56L58 32H57V31H54ZM223 29H225L224 26H223ZM230 29H231V28H230ZM240 29H241V28H240ZM247 29H248V28H247ZM247 29H246V30H247ZM253 29H254V28H253ZM257 29H259V27H258ZM260 29H261V27H260ZM263 29H264V28H263ZM2 30H5V29L2 28ZM15 30H13L14 32H12V31H11V32H10V31H7L6 33L4 32L5 34H4V33H0V35L4 34L3 37H9V36H10L9 38H11L10 40H8V38L5 39V40H0V64L2 63V64L0 65V97H1V96H4V94H9V93H11V92L14 93V91H15V92H16V91H23V90H24L23 88H27V87H31V86L33 87V85L36 86V85L40 84V83L34 82V80H33V76H31V73H32V72H35L36 70H38V72H39L40 69H36V70L34 69V67H35L34 64L37 65L38 62H39V65H40V64H41L40 62H43V61H41V56H43V55H44V56L46 55V57H47V55L50 56V55L52 54V56H53L54 58H56L55 56H56V54H58V57L56 58L57 60L55 59L56 61L54 60L53 57L50 56L51 58H53V61H55V65H54L55 67L52 66V67L54 68V71H55V72H52L53 74L50 75V76H51V78H50V82L47 81L48 85L50 84V85H54V86H55V85H56V86H57V85L66 86V85H69L70 83H72L73 81H75V79H77V78H79V77H82V75H84V74L88 75V74H89V72L86 71L84 68L81 67V69H79V63H81V62H79V63L77 62V61L80 59V58H78L77 56H79V55L81 56V55H82V54H80V53L83 51L82 49H80V50H81L80 53L78 52L79 55L76 56V53H72V51H73L75 48H73V49L71 48V49H72L71 51H70V50H67V51H70L69 53H67V51H66V53H64V52H65V51L63 50L64 47H63V49H62V47H60L61 51L63 50L62 55H61L60 52H59V50H58L59 48L56 49L55 52H53V51H54V48L58 47V45H56L57 42H55V44H52V45L49 44V45H50L49 48L46 47L47 44H48L47 42L49 41V39H51V37H50V38H47V39H48V40H47L46 37L44 36L45 39H44V37H43V39H44V41L47 40V42H46L47 44H46V46H45V43H44V41H43V42H42V46H39V47H38V48L41 49L40 51L36 48V45H38V44L35 45V43H36L37 41H35V43H33L34 41H31V40L28 42V45H29V46H28L26 49L21 48V49H22V50H21L20 47H19V44L21 43V42H19V41H21V40H19V38L22 36L21 34L23 33V31H22L21 33H19V31H17V30L15 31ZM24 30H26V29H24ZM33 30H34V29H33ZM40 30H42V29H40ZM40 30L38 29V31H40ZM95 30L97 31V29H95ZM95 30H93V31H95ZM101 30H103V29H101ZM26 31H27V30H26ZM42 31H44V29H43ZM60 31H61V30H60ZM68 31H69V29H67V32H66V34L64 33V35H67V34H68V38H69V37H70V36H69L70 33H68ZM98 31H99V30H98ZM9 32H10V33H9ZM35 32H37V31H35ZM35 32H34V36H29L28 34H29L30 32H29L28 34H23V36H24V37H27L26 39H28V37H31V38H33L34 40H37V38H38V40L42 41L43 39L41 40V37H40V36H42L43 32H42V34H38V35L35 34ZM62 32H64V31H62ZM71 32H72V31H71ZM85 32H86V31H85ZM236 32H237V31H236ZM255 32H256V30H255ZM255 32H253V31L251 30V33H252V34L255 33ZM31 33H33V32H31ZM31 33H30V34H31ZM37 33H39V32H37ZM40 33H41V32H40ZM100 33H102V32H99V34H100ZM103 33H104V32H103ZM221 33H222V32H221ZM229 33H230V32H229ZM242 33H245V32H242ZM248 33H249V32H248ZM248 33H246V34H248ZM261 33H262L261 36H263V38H264L263 30L261 31ZM48 34H49V33H48ZM95 34H96V33H95ZM210 34H212V33H210ZM230 34H231V33H230ZM240 34H241V33H240ZM64 35L62 34V36H64ZM73 35H74V33H73L71 36H73ZM76 35H77V34H76ZM88 35H89V33H88ZM116 35L118 36V34H116ZM213 35L215 36L216 34H213ZM225 35H226V34H225ZM244 35H245V34H244ZM248 35H249V34H248ZM248 35H247V36H248ZM255 35H259V34H257V32H256ZM11 36H12V37H11ZM23 36H22L21 38L24 39ZM36 36H37V37H36ZM38 36H39V37H38ZM48 36H49V35H48ZM50 36H51V35H50ZM113 36H114V34H113ZM217 36H218V35H217ZM231 36H232V35H231ZM234 36H235V35H233V37H234ZM250 36H251V35H250ZM259 36H260V35H259ZM100 37H101V35H100ZM209 37H210V36H209ZM253 37H254V36H253ZM21 38H20V39H21ZM57 38H59V37H57ZM71 38H73V37H70V39H71ZM74 38H75V36H74ZM84 38H85V37H84ZM94 38H95V37H94ZM229 38H230V36H229ZM237 38H241V37L239 36V37H237ZM237 38H236V40H237ZM2 39H3V38H2ZM23 39H22V40H23ZM26 39H24V40H25L24 42L27 41ZM33 39H32V40H33ZM54 39H55V38H54ZM61 39H62V38H61ZM70 39H69V40H70ZM97 39H98V38H97ZM213 39H216V40H217L216 36H215V38H213ZM213 39H212V40H213ZM218 39H219V38H218ZM253 39H254V38H253ZM253 39H252V40H253ZM57 40H58V39H57ZM64 40H65V39H64ZM71 40H72V39H71ZM81 40H83V38H81ZM232 40H233V39H232ZM232 40H231V41H232ZM240 40H241V39H240ZM245 40H246V39H245ZM248 40H249V37H248ZM248 40H247V41H248ZM55 41H56V39H55ZM65 41H66V40H65ZM75 41H77V39H74V43H75ZM84 41H85V40H84ZM228 41H229V40H228ZM228 41H227V42H228ZM234 41H235V40H234ZM238 41H239V40H238ZM249 41H250V40H249ZM253 41H254V42L256 41V43L253 42V43H254L253 45H255V44H257V42H258L259 40H255V39H254ZM260 41L263 42L264 39H261ZM22 42H23V41H22ZM24 42H23V43H24ZM50 42H51V41H50ZM66 42H67V41H66ZM112 42H113V41H112ZM114 42H115V41H114ZM114 42H113V44H114ZM219 42H220V40H219ZM219 42H218V44H219ZM221 42H222V41H221ZM224 42H225V41H224ZM236 42H237V41H236ZM239 42H241V41H239ZM243 42H244V40H243ZM250 42H251V41H250ZM26 43H27V42H26ZM43 43H44V44H43ZM51 43H52V42H51ZM77 43H79V42H77ZM77 43H76V44H77ZM82 43H83V42H82ZM213 43H214V42H213ZM233 43H234V42H233ZM248 43H249V42H248ZM68 44H69V43H68ZM68 44H67V46L69 47L70 44H69V45H68ZM76 44H75V45H76ZM210 44H211V43H210ZM214 44H216V43H214ZM214 44H213V46H215ZM239 44H241V43H239ZM239 44H238V46L235 44V46H237V47L239 48ZM251 44H252V42H251ZM251 44H250V45H251ZM262 44H263V43H262ZM262 44H261V45H262ZM22 45H23V44H22ZM24 45H25V43H24ZM39 45H40V42H39ZM72 45H73V44H72ZM92 45H93V44H92ZM223 45H226V43L223 44ZM243 45H245V47H246L247 44L244 42ZM250 45H249V49L251 48ZM261 45H259L258 48H260ZM26 46H27V44H26ZM64 46H65V44H64ZM79 46H80V44H79ZM83 46H84V45H83ZM86 46H87V45H86ZM87 47H88V46H87ZM226 47H227V49H228V46H227V45H226ZM226 47H225V48H226ZM229 47H230V44H229ZM233 47H234V46H233ZM245 47H244V48H245ZM79 48H80V47H79ZM79 48H78V49H79ZM85 48H86V47H85ZM89 48H90V47H89ZM110 48H112V46H111ZM213 48H214V47H213ZM213 48H212V50H213ZM225 48H224V49H225ZM234 48H235V47H234ZM241 48H242V47H241ZM261 48H263V45H262ZM35 49H37V51L34 52ZM67 49H68V48H67ZM224 49H223V50H224ZM227 49H225L224 51H226ZM231 49H232V48H231ZM251 49H256V48H255V46H254V48H251ZM251 49H250V50H251ZM214 50H215V49H214ZM217 50H218V49H217ZM228 50H229V49H228ZM245 50H246V48H245ZM261 50H262V49H261ZM263 50H264V49H263ZM75 51H77V49H76ZM75 51H74V52H75ZM90 51H91V50H90ZM115 51H116V49H115ZM237 51H238V50H237ZM251 51H252V50H251ZM251 51H250V52H251ZM56 52H57V53H56ZM108 52H109V51H108ZM219 52H220V51H219ZM230 52H231V51H229V53H230ZM232 52H233V51H232ZM238 52H241V51H238ZM242 52H243V50H242ZM246 52H248V50H247ZM258 52L261 53V51H258ZM262 52H263V51H262ZM63 53H64V54H63ZM83 53H84V55H85V54L87 55L86 52L83 51ZM116 53H117V52H116ZM224 53H225V52H224ZM233 53H234V52H233ZM251 53H252V52H251ZM259 53H258V55H260ZM54 54H55V56H54ZM65 54H66V55H65ZM107 54H108V53H107ZM204 54H205V53H204ZM215 54H216V53H215ZM230 54H231V53H230ZM236 54H237V52H236ZM248 54H249V53H248ZM248 54H246V55H248ZM254 54H255V53H254ZM256 54H257V53H256ZM256 54H255V56H257ZM223 55H225V54H223ZM231 55H232V54H231ZM241 55H244V54L241 53V54H240V58H241ZM12 56H13V58H12ZM94 56H95V55H94ZM108 56H109V54H108ZM115 56H116V55H115ZM117 56H119V55H117ZM204 56H205V55H204ZM234 56L237 57V55H235V54H234ZM234 56H233V57H234ZM6 57H8V58H10V59L6 60V59H7ZM109 57H110V56H109ZM227 57H228V53H227ZM246 57H247V56H246ZM246 57L244 56L245 59H246ZM47 58H49V57H47ZM82 58H85V56H83ZM100 58H101V57H100ZM100 58H99V59H100ZM111 58H112V55H111ZM238 58H239V57H238ZM248 58H249L250 60H252L251 57H248ZM254 58H255V57H254ZM257 58H259V56H257ZM260 58H261V56H260ZM260 58H259V59H260ZM12 59H13V60H12ZM42 59H43V58H42ZM92 59H93V58H92ZM97 59H98V58H97ZM108 59H109V58H108ZM138 59H140V58H138ZM234 59H235V57H234ZM245 59H243V60H245ZM43 60H44V59H43ZM80 60H81V59H80ZM80 60H79V61H80ZM93 60H94V59H93ZM102 60H103V59H102ZM120 60H121V59H119L118 61H120ZM206 60H207V59H206ZM231 60H232V59H231ZM260 60H261V59H260ZM260 60H259V61H260ZM6 61H8V62H10V63H7ZM82 61H83V59H82ZM99 61H100V60H99ZM112 61H113V60H112ZM141 61H142V60H141ZM237 61H239V60H237ZM237 61H236V62H237ZM246 61H247V60H246ZM246 61H245V62H246ZM263 61H264V60H263ZM47 62H49L48 59H47ZM89 62H90V61H89ZM93 62H94V61H93ZM101 62H102V61H101ZM203 62H204V61H203ZM231 62H232V61H231ZM250 62H252V61H250ZM250 62H249V63H250ZM83 63H84V62H83ZM115 63H116V62H115ZM120 63H121V62H120ZM221 63H222V62H221ZM227 63H229V61H228ZM254 63H255V62H254ZM259 63H262V65H263V62L260 61ZM259 63H258V64H259ZM45 64H46V63H45ZM50 64H51V63H50ZM84 64H86V62H85ZM92 64H93V63H92ZM121 64H123V63H121ZM126 64H127V63H126ZM229 64H230V63H229ZM233 64H235V63H233ZM238 64H239V63H238ZM240 64H241V63H240ZM32 65H33L34 67H33ZM43 65H44V64H43ZM52 65H53V64H52ZM80 65H82V64H80ZM87 65H88V64H87ZM87 65H86V66H87ZM93 65H94V64H93ZM123 65H124V64H123ZM203 65H204V64H203ZM206 65H207V63H206ZM222 65H223V64H221V66H222ZM235 65H236V64H235ZM235 65H234V67H235ZM253 65H254V64H253ZM259 65H260V64H259ZM31 66L33 67V69H32L33 71L30 70L29 72L25 73L26 70H28V68H31ZM45 66H47V64H46ZM114 66H115V64H114ZM114 66H111V65L109 64V62H105V61H103V63H100V64H99V67L96 66L98 69H96L97 71H95V72H96V73H99V72H101V73H102V72L105 73V71H106V72H109V73H110L111 70H113V69L115 68ZM118 66H120V65L118 64ZM246 66H247V65H246ZM246 66L244 65V67H246ZM37 67H38V66H37ZM40 67H41V65L39 66V68H40ZM47 67H48V66H47ZM87 67H88V66H87ZM93 67H94V66H93ZM143 67H145V66H143ZM204 67H205V65H204ZM206 67H207V66H206ZM238 67H239V66H238ZM248 67H249V65H248ZM251 67H252V66H251ZM256 67H257V69H258V65H257ZM94 68H95V67H94ZM227 68H230V69H231L230 66H227ZM227 68H226V69H227ZM236 68H237V67H236ZM239 68H241L240 73H241V71H242V72L244 71V70H242V69H243L242 67H239ZM249 68H250V67H249ZM262 68H264V67H262ZM49 69H50V68H49ZM92 69H93V68H92ZM116 69H117V67H116ZM184 69H185V68H184ZM250 69H251V68H250ZM250 69H249V70H250ZM34 70H35V71H34ZM42 70H43V69H42ZM77 70H79V71H77ZM131 70H132V69H131ZM133 70H134V68H133ZM147 70H148V69H147ZM188 70H189V69H188ZM231 70H232V69H231ZM233 70H234V68H233ZM252 70H253V69H252ZM40 71H41V70H40ZM49 71H50V70H49ZM93 71H94V70H93ZM143 71H144V70H143ZM195 71H196V70H195ZM224 71H225V70H224ZM229 71H230V70H229ZM229 71H227V72L229 73ZM245 71H246V70H245ZM253 71H254V70H253ZM261 71H262V70H261ZM15 72H16L17 74H16ZM36 72H37V71H36ZM44 72H46V71H44ZM44 72H40V73L42 74V73H44ZM95 72H94V73H95ZM141 72H142V71H141ZM141 72H140V75H141ZM148 72H149V71H148ZM188 72H189V71H188ZM199 72H200V71H199ZM199 72H198V73H199ZM202 72H203V70H202ZM227 72H226V74L228 75ZM237 72H238V71H237ZM246 72H248V70H247ZM256 72H257V71H256ZM259 72H260V71H259ZM76 73H78V74L76 75ZM103 73H102V74H103ZM120 73H121V72H120ZM123 73H124V72H123ZM123 73H122V74H123ZM186 73H187V72H186ZM186 73H185V74H186ZM191 73H193V72H191ZM200 73H201V72H200ZM232 73H233V72H232ZM232 73H231V74H232ZM234 73L236 74L235 71H234ZM243 73H244V72H243ZM248 73H249V72H248ZM261 73H262V72H261ZM25 74H26V76H25ZM32 74H33V73H32ZM38 74H39V73H38ZM41 74H40V75H41ZM115 74H116V73H115ZM122 74H121V75H122ZM135 74H136V73H135ZM142 74H143V73H142ZM146 74H147V73H146ZM187 74H188V73H187ZM193 74H194V73H193ZM226 74H225V75H226ZM229 74H230V73H229ZM237 74H238V73H237ZM254 74H255V73H254ZM258 74H260V73H258ZM23 75H24L26 78H25ZM42 75H43V74H42ZM42 75H41V76H42ZM46 75H47V74H46ZM48 75H49V74H48ZM48 75H47V77H48V79H49V76H48ZM110 75H111V74H110ZM136 75H137V74H136ZM201 75H202V74H201ZM207 75H208V74H207ZM221 75H222V74H221ZM238 75H239V74H238ZM243 75H246V74L244 73ZM252 75H253V74H252ZM252 75H251V76H252ZM261 75H262V74H261ZM261 75H260V76H261ZM37 76H38V75H37ZM37 76H36V77H37ZM41 76H40V78H37V79H40V81H41ZM124 76H125V75H124ZM124 76H123V77H124ZM128 76H130V75H128ZM147 76H148V75H147ZM147 76H146V78H147ZM149 76H150V75H149ZM193 76H194V75H193ZM198 76H199V74H198ZM219 76H220V75H219ZM246 76H247V75H246ZM256 76H257V75H256ZM256 76H255V77H256ZM22 77H23V78H22ZM38 77H39V76H38ZM43 77H44V76H43ZM87 77H88V76H87ZM126 77H127V76H126ZM150 77H151V76H150ZM200 77L202 78V76H200ZM205 77H206V76H205ZM207 77H208V76H207ZM210 77H212V76L210 75ZM214 77H215V76H214ZM220 77H222V76H220ZM231 77H233V76H230V78H231ZM263 77H264V75H263ZM106 78H107V77H106ZM109 78H110V77H108V80H109ZM185 78H186V77H185ZM234 78H235V77H234ZM250 78H251V77H249V79H250ZM256 78H259V77H256ZM23 79H26V81L24 82ZM42 79H43V78H42ZM117 79H118V78H117ZM123 79H124V78H123ZM189 79H190V78H189ZM220 79H221V78H220ZM236 79H237V78H236ZM236 79H235V80H236ZM242 79H243V78H242ZM251 79H252V78H251ZM262 79H264V78H262ZM110 80H114V79L110 78ZM147 80H148V78H147ZM201 80H202V79H201ZM207 80H208V78H207ZM224 80H225V79H224ZM230 80H232V79H230ZM235 80H233V81L235 82ZM237 80H238V79H237ZM237 80H236V81H237ZM122 81H124V80H122ZM125 81H126V79H125ZM245 81H246V80H245ZM245 81L243 82V85H245L246 87L250 88L248 85L244 84ZM247 81H248V80H247ZM257 81H258V79H257L255 82H257ZM262 81H263V82H262ZM118 82H119V81H118ZM195 82H196V81H195ZM207 82H208V81H207ZM207 82H206V83H207ZM209 82H210V81H209ZM209 82H208V83H209ZM212 82L214 83V81H212ZM234 82H232V83H234ZM237 82H238V81H237ZM258 82H259V81H258ZM258 82H257V83H258ZM260 82L264 84V80H261V79H260ZM34 83H36V84H34ZM41 83H43V82H41ZM101 83H102V82H101ZM103 83H104V82H103ZM198 83L200 84L199 81H198ZM203 83H204V82H202V84H203ZM221 83H223V82H221ZM226 83H228V81H227ZM248 83H251V82H248ZM105 84H106V82H105ZM119 84H120V83H119ZM160 84H161V83H160ZM160 84H159V85H160ZM189 84H190V80H189ZM228 84H229V83H228ZM236 84H238V83H236ZM240 84H241V83H240ZM251 84H252V83H251ZM255 84H256V83H255ZM112 85H113V84H112ZM115 85H116V84H115ZM120 85H121V84H120ZM205 85H206V84H205ZM208 85H210V83H209ZM216 85H217V84H216ZM223 85H225V84L223 83ZM253 85H254V84H253ZM253 85H252V88H253ZM260 85H262V84H260ZM90 86H91V85H90ZM97 86H98V85H97ZM101 86H102V85H101ZM107 86H108V84H107ZM116 86H117V85H116ZM118 86H119V85H118ZM123 86H124V84H123ZM123 86L121 85V87H123ZM191 86H193V85H191ZM211 86H212V84H211ZM221 86H222V85H221ZM227 86H228V85H227ZM232 86H233V85H232ZM238 86L240 87V85H238ZM255 86H256V85H255ZM98 87H99V86H98ZM98 87H97V88H93V89L96 90V89H98ZM102 87H103V86H102ZM119 87H120V86H119ZM156 87H157V86H156ZM208 87H209V86H208ZM217 87H218V86H217ZM225 87H226V85H225ZM229 87H231V86H229ZM229 87H228V88H229ZM103 88H104V87H103ZM106 88H107V87H106ZM109 88H111V86H110ZM115 88H116V87H115ZM195 88H196V90L198 89V91H199V89H200L201 87H200V88H197V86H195ZM215 88H216V87H215ZM223 88H224V87H223ZM226 88H227V87H226ZM240 88H241V87H240ZM244 88H245V87H244ZM252 88H250V90H251ZM255 88H256V87H255ZM84 89H86V88H84ZM99 89H100V88H99ZM152 89H156V88H152ZM216 89L218 90V88H216ZM216 89H214V90L217 91ZM231 89H232V88H231ZM235 89H236V88H235ZM256 89H257V88H256ZM256 89H255V90H256ZM82 90H83V88H82ZM82 90H81V91H82ZM95 90H94V91H95ZM104 90H106V89H104ZM104 90H101L99 93L102 94V91H104ZM192 90L194 91L193 88H192ZM196 90H195V92H194L195 94H196ZM201 90H202V89H201ZM205 90H206V89H205ZM214 90H213V91H214ZM222 90H223V89H222ZM237 90H238V88H237ZM244 90H245V89H244ZM246 90H247V89H246ZM248 90H249V89H248ZM263 90H264V89H263ZM24 91H25V90H24ZM46 91H47V90H46ZM57 91H58V90H57ZM92 91H93V90H92ZM96 91L98 92V90H96ZM96 91H95V92H96ZM118 91H119V90H118ZM156 91H157V90H156ZM163 91H166V89L163 90ZM198 91H197V92H198ZM219 91H220V90H219ZM233 91H234V90H233ZM239 91H240V89H239ZM256 91L258 92V90H256ZM55 92H56V91H55ZM83 92H84V91H83ZM107 92H108V91H107ZM200 92H201V91H200ZM206 92H207V91H206ZM234 92H235V91H234ZM241 92H242V89H241ZM246 92H247V91H246ZM27 93H28V92H27ZM36 93H37V92H36ZM43 93H44V92H43ZM67 93H68V92H67ZM104 93H105V92H104ZM159 93H160V92H159ZM167 93H168V92H167ZM204 93H205V92H204ZM248 93H250V92H248ZM248 93H247V95H248ZM14 94H15V93H14ZM31 94H32V93H31ZM69 94H70V93H69ZM69 94H68V95H69ZM73 94H75V93H73ZM88 94H89V93H87V96H88ZM90 94H91V93H90ZM90 94H89V95H90ZM96 94H97V93H96ZM101 94H100V95H101ZM106 94H107V93H106ZM164 94H165V93H163V95H164ZM208 94H209V93H208ZM219 94H220V92H219ZM222 94H223V92H222ZM224 94L226 95V94H227V91H226V93L224 92ZM235 94H237V93L235 92ZM252 94H253V93H252ZM11 95H12V94H11ZM36 95H37V94H36ZM51 95H52V94H51ZM51 95H50V96H51ZM76 95H77V94H76ZM97 95H98V94H97ZM103 95H104V96H103ZM103 95H102V96L105 97V94H103ZM109 95L111 96V94H109ZM161 95H162V94H161ZM197 95H198V94H197ZM202 95H203V94H202ZM205 95H207V94H205ZM233 95H234V94H232L231 97H232ZM254 95H255V93H254ZM261 95H262V94H261ZM5 96H6V95H5ZM27 96H28V95H27ZM31 96H32V95H31ZM47 96H48V95H47ZM66 96H67L66 94L63 95L62 92H61V94L59 93V94H57L56 96H51V97H49V100H51V101L48 100V101L44 102V104L41 103V104L43 105V107H42V109H41L43 115H44V114H45L44 116L49 115L50 118H51V122H52L53 124H57L58 126H60L61 129H65V132H66V130L69 129L71 126H72V128H73V125H74V124H76V126H77V125H78V122L81 121V120H80V121H78L77 123L74 122L73 125L70 124L72 121L75 120V116H76V115H74V114H75V111H76V108H75L73 105H74V104L77 105L78 103L76 104V102H75L76 99H75V101L73 100L74 96H73V98L71 99L73 102H75L74 104H73V102H72L71 100H68V98H67ZM80 96H81V95H80ZM85 96H86V93H85ZM91 96H92V95H90V98H93V99H94V97H93V96L91 97ZM94 96H95V95H94ZM102 96H100V97H102ZM155 96H156V95H155ZM155 96H154V98H155ZM167 96H168V95H167ZM219 96H221V95H219ZM222 96H223V95H222ZM226 96L229 97L228 95H226ZM235 96H237V95H235ZM245 96H246V93H245ZM255 96H256V95H255ZM7 97H8V96H7ZM7 97H6V98H7ZM38 97L43 98V97H41V96H38ZM71 97H72V96H71ZM103 97H102V98H103ZM114 97H115V96H114ZM114 97H112V98H114ZM160 97H161V96H160ZM202 97H204V96H202ZM223 97H225V96H223ZM227 97H226V98H227ZM231 97H230V99H231ZM250 97H251V95H250ZM259 97H260V96H259ZM1 98H2V97H1ZM13 98H15V96L12 97L11 99H13ZM69 98H70V96H69ZM75 98H76V97H75ZM77 98H78V96H77ZM164 98H165V96H163V99H164ZM205 98H206V99H205ZM213 98H214L213 96L208 95V96H205V97L202 98V99H205V101H209V103H212V104H210V105H213ZM232 98H234V96H233ZM241 98H243L242 93H241ZM256 98H257V97H256ZM256 98L254 97V99H255L254 101H256ZM46 99H47V98H46ZM46 99H45V100H46ZM78 99H79V98H78ZM93 99H92V100H93ZM99 99H101V98H99ZM110 99H111V98H109V100H110ZM144 99H146V98H144ZM161 99H162V98H161ZM168 99H169V98H168ZM168 99H165V100H168ZM170 99H171V98H170ZM173 99H174V98H173ZM200 99H201V98H200ZM215 99H216V98H215ZM223 99H225V98H223ZM235 99H236V98H235ZM103 100H104V99H103ZM112 100H113V99H112ZM114 100H115V98H114ZM154 100H155V99H154ZM188 100H192V99H188ZM195 100H198V99H195ZM219 100H220V99H219ZM231 100H232V99H231ZM237 100H238V99H237ZM240 100H241V99H240ZM246 100H247V99H246ZM10 101H12V100H10ZM27 101H28L27 99L25 100L23 97H21V98H19V100L17 101L18 104L14 105V107H12V108H10L9 106H6V105H2V106H0V133H2V132H3V134L5 133V130H2V128H4L5 125L10 127V125H12V124H17V123H19V126H25V125H26V127H28V126L30 127V126H32V125L39 124V123L41 122L40 119L42 118V116L40 117L39 115L35 114L36 112H35V113L33 112L32 107H30V106L28 105L29 103H27ZM32 101H33V100H32ZM34 101H35V100H34ZM34 101H33V102H34ZM38 101H39V99H38ZM40 101H41V99H40ZM42 101H43V100H42ZM94 101H95V100H94ZM97 101H98V100H97ZM101 101H102V99H101ZM105 101H107V98H106ZM105 101H104V102H105ZM138 101H139V99H138ZM169 101H170V100H169ZM169 101H167V102H169ZM205 101H204V102H205ZM216 101H218V100H216ZM257 101H258V100H257ZM77 102H78V100H77ZM81 102H82V101H81ZM81 102H80V104L82 105ZM99 102H100V100H99ZM108 102H110V101H108ZM108 102H107V103H108ZM115 102H116V100H115L113 103L115 104ZM141 102H142V101H141ZM153 102H154V101H153ZM156 102H157V101H156ZM159 102H160V101H159ZM162 102H163V101H162ZM201 102H202V101H201ZM225 102L228 103L229 101H225ZM233 102H234V100H233ZM240 102H241V101H240ZM9 103H10V102H9ZM90 103H91V102H90ZM90 103H89V104H90ZM102 103H103V102H102ZM111 103H112V102H110V104H111ZM116 103H117V102H116ZM176 103H177V102H176ZM176 103H175V104H176ZM202 103H203V102H202ZM209 103H208V104H209ZM221 103H222V101H221ZM221 103H220V104H221ZM226 103H225V106H227ZM234 103H235V102H234ZM34 104H36V103L34 102ZM108 104H109V103H108ZM117 104H118V103H117ZM142 104H143V103H142ZM142 104H141V106H142ZM146 104H147V103H146ZM155 104H158V103H155ZM172 104H173V103H172ZM175 104H174V105H175ZM197 104H199L198 101H197ZM203 104H204V103H203ZM203 104H202V105H203ZM220 104H219L220 108L224 107V106H223L224 104H222V106H221ZM236 104H237V102H236ZM242 104H243V103H242ZM245 104H247V102H246ZM248 104H249V103H248ZM248 104H247V106H248ZM263 104H264V103H263ZM0 105H1V104H0ZM17 105H18V106H17ZM21 105H23V106L25 105V106H24L25 108L22 107ZM42 105H41V106H42ZM99 105H100V104H99ZM101 105H103V104H101ZM137 105H139V104H137ZM166 105H167V104L164 103V104H163V107H165ZM194 105H195V104H194ZM202 105H201V106H202ZM206 105H207V102H206V104L203 105L202 107H204V106H206ZM243 105H244V104H243ZM12 106H13V105H12ZM28 106L31 108L32 111H31L30 109H28V108H29ZM36 106H37V104H36ZM39 106H40V105H39ZM109 106H110V105H109ZM115 106L117 107V105H115ZM143 106H144V105H143ZM192 106H193V105H192ZM198 106H199V105H198ZM198 106L196 105L195 107L198 108ZM228 106H229V105H228ZM228 106H227V108H228ZM231 106H232V104H231ZM234 106H235V104H234ZM249 106H251V105H249ZM19 107H20V108L22 107V109H23L22 112H20ZM79 107H80V105L78 106V108H79ZM97 107H98V106H97ZM113 107H114V105H112V108H113ZM133 107H134V106H133ZM151 107H152V106H151ZM155 107H156V106H155ZM177 107H178V106H177ZM177 107L175 106V109H176ZM187 107H188V106H187ZM206 107L208 108V106H206ZM210 107H211V106H210ZM212 107H213V106H212ZM216 107L219 108L217 104H215V107H213V108L216 109ZM232 107H233V106H232ZM235 107L237 108L238 106H235ZM240 107H243V106L240 105L239 108H240ZM245 107H246V106H245ZM252 107H254V106H252ZM256 107H257V106H256ZM259 107H260V106H259ZM262 107H264V106H262ZM262 107H261L260 109H262ZM37 108H39V107L37 106ZM98 108H99V107H98ZM105 108H106V107H105ZM143 108H144V107H143ZM149 108H150V107H149ZM157 108H159V104H158V107H157ZM178 108H179V107H178ZM207 108H206V109H207ZM220 108H219V110H220ZM225 108H226V107H225ZM233 108H234V107H233ZM239 108H238L237 110H239ZM243 108H244V107H243ZM246 108H247V107H246ZM80 109H81V108H80ZM96 109H97V108H96ZM96 109H94V110H96ZM113 109H114V111H116V110H115L116 108H113ZM140 109H141V108H140ZM152 109H153V108H152ZM160 109H161V107H160ZM166 109H167V108H166ZM172 109H173V108H172ZM179 109H180V108H179ZM189 109H190V108H189ZM193 109H194V113H196L197 110H195V108H193ZM198 109H199V108H198ZM206 109H205V111H206ZM215 109H213V110H215ZM223 109H224V108H223ZM234 109H235V108H234ZM248 109L251 110L252 108H249V107H248ZM255 109H256V108H255ZM255 109H254L253 111H255ZM81 110H82V109H81ZM84 110H85V109H84ZM86 110H87V109H86ZM97 110H98V109H97ZM157 110H158V109H157ZM164 110H165V108H164ZM170 110H171V109H170ZM180 110H181V109H180ZM203 110H204V109H203ZM211 110H212V109H211ZM217 110H218V109H217ZM224 110H226V109H224ZM246 110H247V109H246ZM28 111H30V112H28ZM78 111H80V110H78ZM107 111H108V110H107ZM117 111H118V110H117ZM137 111H138V113H139V110H137ZM145 111H146V110H145ZM145 111H144V114L147 112V111H146V112H145ZM152 111H156V109L154 108V110H152ZM175 111H178V110L176 109ZM199 111H200V110H199ZM207 111H208V113H210L209 110H207ZM207 111H206V112H207ZM226 111H227V110H226ZM239 111H241V110H239ZM242 111H243V109H242ZM242 111H241V112H242ZM247 111L250 112L249 110H247ZM251 111H252V110H251ZM257 111H258V110H257ZM257 111H255L256 114H257ZM31 112H32V113H31ZM38 112H39V111H38ZM38 112H37V113H38ZM104 112H105V111H104ZM134 112H136V111L133 110V114H132V115H131V114H128V115H131V117H132L133 115H135V117H136V114H135ZM162 112H163V109H162ZM164 112H165V111H164ZM168 112H170V111H168ZM171 112H172V111H171ZM181 112H182V111H181ZM202 112H204V111H202ZM213 112H214V111H213ZM248 112H247V114H248ZM22 113H23V114H22ZM24 113H27V114L30 113L31 116H30V115H27V116H26V114H24ZM82 113H83V111H82ZM82 113H81V114H82ZM114 113H115V112H114ZM118 113H119V112H118ZM121 113H122V114H121ZM123 113H125V117H126V115H127L126 112H123V111L121 112V111H120V114H121V115H123ZM136 113H137V112H136ZM151 113H152V112H151ZM151 113H150V114H151ZM194 113H193V114H194ZM204 113H205V112H204ZM211 113H212V111H211ZM211 113H210V114H211ZM214 113H215V114L212 113L213 116L216 115V114L218 113V111H217V112L215 111ZM219 113H220V112H219ZM222 113H223V112H222ZM222 113H220V114H222ZM234 113H235V110H234ZM236 113H237V111H236ZM243 113H244V111H243L241 114L243 115ZM251 113H254V112H250V114H251ZM11 114L14 115L15 117L17 116V119H15L13 116H12V117H13L15 120H13L12 118H10L9 116H10ZM87 114H88V112H87ZM106 114H107V112H106ZM106 114H105V115H106ZM166 114H167V113H166ZM166 114L164 113V116H166V118H167V115H166ZM188 114H189V112H188ZM193 114H192V115H193ZM197 114H198V112H197ZM201 114H202V113H201ZM261 114H262V113H260V115H257V116H261ZM263 114H264V113H263ZM89 115H90V114H89ZM89 115H88V116H89ZM137 115H138V114H137ZM158 115H159V114H158ZM168 115H169V114H168ZM170 115H171V113H170ZM179 115H180V114H179ZM182 115H183V114H181V116H182ZM202 115L205 116V114H202ZM202 115H201V116H202ZM223 115H224V113H223ZM237 115H240V114H237ZM237 115H236V116H237ZM248 115H249V114H248ZM248 115H247V116H248ZM28 116H30V117H28ZM79 116H81V115L79 114ZM83 116H84V115H83ZM123 116H124V115H123ZM140 116H141V115H140ZM140 116H139V117H140ZM145 116H146V114H145ZM149 116H150V115H149ZM198 116H200V115H198ZM198 116H197V117H198ZM206 116H208V115L206 114ZM206 116H205V117H206ZM209 116L213 117L212 115H209ZM217 116H218V114H217ZM224 116H225L227 119L230 118L231 121L234 120L233 117H232V110L229 111V112H227V114L224 115ZM224 116H223V117H224ZM234 116H235V115H234ZM244 116H245V115H244ZM244 116H243V118H244ZM247 116H246V117H247ZM250 116H251V115H250ZM254 116H255V114H254ZM25 117L28 119L27 121L25 120ZM104 117H106V116H104ZM128 117H129V116H128ZM154 117H155V115H154ZM157 117H158V116H157ZM161 117H162V116H161ZM169 117H170V116H169ZM169 117H168V118H169ZM175 117H177V116H175ZM179 117H180V116H179ZM179 117H177V119H178ZM195 117H196V115H195ZM221 117H222V116H221ZM223 117H222V118H223ZM238 117H239V120H240V117H242V116H238ZM255 117H256V116H255ZM255 117H254V118H255ZM261 117H262V116H261ZM86 118H87V117H86ZM106 118H108V119L106 120V119L104 118V120L107 121L106 123L109 122V123H108L109 126H111V124H113L114 121H117V120H113L112 118H110V116H107ZM115 118H116V116H115ZM115 118H114V119H115ZM145 118H146V117H145ZM145 118H144V119H145ZM163 118H164V117H163ZM163 118H160V119H163ZM170 118H171V117H170ZM203 118H204V117H203ZM214 118H215V117H214ZM214 118H213V119L211 118V119H212V120L217 119V118H215V119H214ZM218 118H220V117L218 116ZM234 118H235V117H234ZM76 119H77V118H76ZM78 119H79V118H78ZM80 119H82V118H80ZM84 119H85V118H83L82 121H83ZM88 119H89V117H88ZM117 119H119V117H118ZM123 119H124V118H123ZM136 119H137V120H136V122H137V121H139L138 119H141V118H137V117H136ZM153 119H155V118H153ZM160 119H159V121H160ZM179 119H180V118H179ZM191 119H192V118H190V120H191ZM194 119H196V118H194ZM206 119H207V118H205V120H206ZM208 119H209V118H208ZM211 119H210L209 121H211ZM250 119H253V117H251ZM42 120H43V119H42ZM119 120H120V119H119ZM133 120H134V119H133ZM157 120H158V119H157ZM163 120H164V119H163ZM166 120H167V119H165V122H166ZM168 120H169V119H168ZM168 120H167V122H168ZM190 120H189V121H190ZM196 120H198V119H196ZM201 120H202V118H201ZM218 120H219V119H218ZM218 120H215V121L218 122ZM220 120H221V118H220ZM228 120H229V119H228ZM236 120H237V118H236ZM44 121H45V120H44ZM76 121H77V120H76ZM82 121H81V122H82ZM84 121H85V120H84ZM126 121H128V120H126ZM149 121H150V120L147 119V122H149ZM175 121H176V119H175ZM178 121H179V120H178ZM180 121H183V120L180 119ZM185 121H186V120H185ZM193 121H194V120H193ZM199 121H200V118H199V120H198L197 123H199ZM209 121H208V122H209ZM221 121L223 122V120H221ZM221 121H220V122H221ZM231 121H228V124H229V122H231ZM234 121H235V120H234ZM240 121H241V120H240ZM240 121H239V122H240ZM251 121H252V120H251ZM256 121H257V118H256ZM42 122H43V121H42ZM129 122H130V121H129ZM140 122H141V121H140ZM151 122H152V120H151ZM162 122H163V121H162ZM165 122H164V123H165ZM167 122H166V123H167ZM203 122H204V121H203ZM217 122H215V123H217ZM222 122H221V123H222ZM237 122H238V120H237ZM239 122H238V123H239ZM242 122H244V120H242ZM242 122H241L240 124H243ZM245 122H246V120H245ZM247 122L250 123L249 121H247ZM254 122H255V121H254ZM258 122H260V121H258ZM258 122H257V123H258ZM46 123L49 124V122H46ZM82 123H83V122H82ZM82 123H80L78 126H81ZM106 123H105V124H106ZM114 123H115V122H114ZM126 123H127V122H126ZM126 123H125V124L123 123V124L126 125ZM149 123H150V122H149ZM156 123H157V122H156ZM159 123H160V122H159ZM172 123H174V122H172ZM188 123H189V122H188ZM191 123H192V122H191ZM193 123H194V122H193ZM200 123H201V121H200ZM200 123H199V125L202 124V123H201V124H200ZM205 123H207V122H205ZM69 124H70V125H69ZM123 124L120 125V124L118 123V126H120V127H118V128H122L121 126L124 127ZM130 124H131V123H130ZM133 124H134V123H133ZM137 124H138V122H137ZM141 124H142V123H141ZM147 124H148V123H145V125H147ZM180 124L182 125L181 122H180L179 124H177V125L180 126ZM183 124H184V121H183ZM211 124H212V123H211ZM211 124H210V125H211ZM217 124H218V123H217ZM217 124H216V126H217ZM223 124H224V122H223ZM225 124H226V123H225ZM231 124H232V122H231ZM231 124H230V125H231ZM252 124H253V123H252ZM17 125H18V124H17ZM113 125H114V124H113ZM115 125H117V124H115ZM115 125H114V126H115ZM131 125H132V124H131ZM135 125H136V124H135ZM142 125H143V124H142ZM159 125H160V124H159ZM159 125H158V126H159ZM161 125H162V124H161ZM161 125H160V126H161ZM172 125H173V124H172ZM174 125H175V124H174ZM185 125H186V124H184V125H182V126H185ZM191 125H192V124H191ZM195 125H196V123H195ZM204 125H207V124H204ZM230 125L226 126L225 129L228 128V127H230ZM232 125H233V124H232ZM249 125H250V124H249ZM49 126H50V124H49ZM69 126H70V127H69ZM102 126H103V125H102ZM127 126H128V124L126 125V127H127ZM149 126H151V125H149ZM167 126H170V125L167 124ZM188 126H189V124H188ZM188 126H187V128H188ZM207 126H208V125H207ZM207 126L205 127V129H206V130H207V129L209 130L210 127L208 126V128H207ZM219 126H220V125H219ZM239 126H240V125H239ZM244 126H245V123H244ZM13 127H14V126H13ZM55 127H57V126H55ZM67 127H69V128H67ZM74 127H75V126H74ZM81 127H82V126H81ZM105 127H106V126H104L103 128H105ZM115 127H116V126H115ZM126 127H125V128H126ZM146 127H147V126H146ZM152 127H155V126L153 125ZM185 127H186V126H185ZM201 127H203V125H202ZM211 127H212V126H211ZM222 127L224 128V125H222ZM235 127L237 128V126H235ZM245 127H246V126H245ZM57 128H58V127H57ZM72 128H71V129H72ZM110 128H111V127H110ZM127 128H128V127H127ZM148 128H149V127H148ZM150 128H151V127H150ZM159 128H160V127H159ZM165 128H166V127H165ZM170 128H171V127H170ZM170 128H169V129H170ZM174 128H176V130L179 131V130H178L179 127H174ZM190 128H192V127H190ZM198 128H199V127H198ZM214 128H215V129H219L218 126H217V128H216V127H215V124H213V129H214ZM223 128H221V129H223ZM232 128H233V127H232ZM236 128H233V130H235ZM240 128H241V127H240ZM256 128H257V127H256ZM4 129H5V128H4ZM54 129H56V128H54ZM71 129H70V130H71ZM73 129H74V128H73ZM83 129H84V127H83ZM107 129H109V128L107 127ZM115 129H117V127H116ZM129 129H131V128H129ZM129 129H128V130H129ZM133 129H134V128H133ZM161 129H162V128H160L159 130H161ZM179 129H181V128H179ZM199 129H200V128H199ZM210 129H211V128H210ZM215 129H214V130H215ZM221 129L217 130V132L220 131ZM225 129H224L223 131H225ZM254 129H255V127H254ZM254 129H253V130H254ZM6 130H7V129H6ZM8 130H9V129H8ZM79 130H80V128H79ZM91 130H92V129H91ZM118 130H119V129H118ZM126 130H127V129H126ZM163 130H165V129H163ZM163 130H161V131H163ZM176 130H175V131H176ZM193 130H194V129H193ZM195 130H196V129H195ZM200 130H202V129H200ZM237 130H241V129H236V131H237ZM255 130H256V129H255ZM1 131H2V132H1ZM51 131H52V130H51V127H50V133H52ZM56 131H58V129H56ZM56 131H55V132H56ZM67 131H68V130H67ZM71 131H72V130H71ZM73 131H74V130H73ZM75 131H77V128H76ZM82 131H83V130H82ZM120 131L122 132V129H121ZM147 131H148V129H147ZM153 131H156V129L153 130ZM157 131H158V130H157ZM171 131H172V130H171ZM188 131L190 132V131H192V129H191V130H188ZM209 131H210V130H209ZM215 131H216V130H215ZM223 131L221 130L222 133H223ZM226 131H227V129H226ZM231 131H232V130H231ZM6 132H7V131H6ZM48 132H49V131H48ZM48 132H47V133H48ZM68 132H69V131H68ZM68 132H66V133H68ZM77 132H78V134H79V137H83L82 135H80L79 131H77ZM77 132L74 133L76 136H77ZM131 132H132V130H131ZM151 132H152V131H151ZM159 132H160V131H159ZM165 132H166V130H165ZM180 132H181V131H180ZM192 132H194V131H192ZM195 132H196V131H195ZM197 132H198V130H197ZM227 132H228V131H227ZM227 132H226V133H227ZM232 132H234V131H232ZM232 132H231V134H232ZM250 132H251V130H250ZM21 133H22V132H21ZM24 133H26V132H24ZM50 133H48V134H50ZM58 133H59V132H58ZM81 133H82V132H81ZM89 133H90V132H89ZM95 133H96V132H95ZM95 133H94V135H95ZM119 133H120V132H119ZM119 133H118V134H119ZM123 133H125V134L128 133V134H129V132H124V131H123ZM163 133H164V132H163ZM166 133H167V135H169V132H168V131H167ZM207 133H208V131H207ZM218 133H219L218 135H220V132H218ZM87 134H88V133H87ZM90 134L93 135V133H90ZM104 134L106 135V133H103L102 136H103ZM118 134H117V136H118ZM159 134H160V133H159ZM171 134H173V132H171ZM183 134H185V133H183ZM227 134H228V133H227ZM0 135H1V134H0ZM5 135H6V134H5ZM5 135H3V136H5ZM58 135H59V134H58ZM68 135H71V134L68 133ZM109 135H111L110 132H109ZM132 135H134V134H132ZM148 135H149V134H148ZM176 135H177V134H176ZM176 135H175V136H176ZM188 135H189V134H188ZM190 135H192V133H190ZM212 135H213V134H210L209 136L211 137ZM223 135H224V134H223ZM223 135H221V136H223ZM228 135H230V134H228ZM6 136H7V135H6ZM17 136H19V135H17ZM26 136H28V135H26ZM50 136H51V135H50ZM52 136H53V135H52ZM54 136H55V135H54ZM76 136H71V137H70L71 140H72L73 137L75 138ZM89 136H90V135H89ZM89 136H87V139L91 138V137H89ZM113 136H114V134H113ZM117 136H116V137H117ZM123 136L126 137V135H123ZM123 136H122V137H123ZM127 136H128V135H127ZM130 136H131V135H130ZM149 136H151V135H149ZM149 136H147V138H149ZM169 136H170V135H169ZM171 136H172V135H171ZM175 136H174V137H175ZM178 136H179V135H178ZM181 136H182V135H181ZM185 136H186V134H185ZM185 136H183V137H185ZM215 136H216V135H215ZM0 137H1V136H0ZM19 137H20V136H19ZM22 137H23V136H22ZM30 137H33V136H30ZM46 137H47V136H46ZM46 137H45V138H46ZM64 137H65V135H64ZM67 137H68V139H70L69 136H67ZM88 137H89V138H88ZM100 137H101V136H100ZM109 137H110V136H109ZM119 137H121V136H119ZM122 137H121V138H122ZM172 137H173V136H172ZM172 137H171V139H172ZM228 137H229V136H228ZM16 138H17V137H16ZM28 138H29V137H28ZM28 138H26V140H27ZM40 138H41V136H40ZM54 138H55V137H54ZM54 138H53V139H54ZM56 138H57V137H56ZM56 138H55V139H56ZM65 138H66V137H65ZM77 138H78V136H77ZM77 138H75V139H77ZM95 138H96V137H95ZM95 138L93 137L91 140L89 139L88 141L91 142V143H89V144H88V141H85V142H87L86 145L88 144V145L90 146V144L93 143L92 145H93V147H94V140H93V139H95ZM101 138H104V137H101ZM101 138H99V140H100ZM123 138H124V137H123ZM131 138H132V136L130 137V139H131ZM156 138H157V137H156ZM162 138H163V137H162ZM167 138H168V137H166V139H167ZM179 138H180V137H179ZM191 138H192V137H191ZM191 138H190V139H191ZM206 138H207V137H206ZM225 138H227V135H226ZM2 139H3V141L5 142L4 139H7V138H5V137L3 138V137H2L1 140H2ZM32 139H33V138H32ZM34 139H35V138H34ZM43 139H44V138H43ZM43 139H41L42 142H43ZM55 139H54V140H55ZM68 139H67V140H68ZM82 139H84V138H82ZM87 139H86V140H87ZM97 139H98V138H96V140H97ZM125 139L127 140V138H125ZM151 139H152V138H151ZM151 139L149 138V141H150ZM159 139H160V138H159ZM163 139H165V137H164ZM171 139H170V140H171ZM190 139H189V140H190ZM219 139H221V137L218 138V141H220ZM36 140H38V138H37ZM39 140H40V139H39ZM44 140H45V139H44ZM51 140H52V139H51ZM57 140H58V142H57V141H55V142H57V143L62 142V141L59 140L58 138H57ZM65 140H66V139H65ZM101 140L104 141V139H101ZM101 140H100V141H101ZM105 140L107 141V140H109V139H105ZM113 140H114V139H113ZM147 140H148V139H147ZM154 140H155V139H154ZM154 140H153V141H154ZM170 140H168V142H172V141H170ZM176 140H177V139H176ZM178 140H179V139H178ZM212 140L214 141L215 139H214V138H210V139H209V141H212ZM34 141H35V140H34ZM59 141H60V142H59ZM68 141H69V140H68ZM74 141H75V140H74ZM77 141H79V140H77ZM80 141H81V140H80ZM82 141H84V140H82ZM97 141H98V140H97ZM114 141H115V140H114ZM123 141H124V140H123ZM155 141H156V140H155ZM155 141H154V142H155ZM160 141L163 143L162 140H160ZM164 141H165V140H164ZM166 141H167V140H166ZM166 141H165V142H166ZM174 141H175V138H174ZM223 141H224V140H223ZM32 142H33V140H32ZM37 142H38V141H37ZM37 142H36V145H37ZM44 142H46V140H45ZM55 142H54V143H55ZM121 142H122V141H121ZM132 142H135V141H132ZM157 142H158V141H156V143H157ZM181 142H182V140H181ZM214 142H215V141H214ZM216 142H217V141H216ZM216 142H215V143H216ZM226 142H227V139H226ZM228 142H229V139H228ZM0 143H2V141H0ZM21 143H22V142H21ZM24 143H25V142H24ZM54 143H52V141H51V144H52L53 146H54ZM65 143H67V142H65ZM95 143H96V142H95ZM108 143L111 145V148H115L114 146H112V144H111L110 141H109ZM115 143H116V142H115ZM115 143H114V144H115ZM124 143H125V142H124ZM135 143H136V142H135ZM159 143H160V142H159ZM162 143H161V144H162ZM174 143H176V142H173V145H175ZM177 143H178V141H177ZM215 143H214V144H215ZM220 143H221V142H220ZM3 144H4V143H2V145H3ZM22 144H23V143H22ZM30 144H31V143H30ZM34 144H35V143H34ZM34 144L32 143V145H34ZM61 144H62V143H61ZM73 144H74V143H73ZM100 144H101V143H100ZM102 144L105 146V143H102ZM121 144H122V143H121ZM133 144H134V143H133ZM154 144H155V143H154ZM161 144L159 145V144L157 143V145H156L157 147H158V145H159L158 150L160 149V151L157 152V153H161V150H162L161 147H160ZM171 144H172V143H170V145H171ZM181 144H182V143H181ZM218 144H219V143H218ZM221 144H222V143H221ZM224 144L226 145V143H224ZM224 144H222V146H221V148L223 149V152H224V148H223V147H224V146H223ZM228 144H229V143H227V145H228ZM2 145L0 144V146H2ZM19 145H20V144H19ZM25 145L27 146V144H25ZM45 145H46V144H45ZM48 145H49V144H48ZM63 145H64V143H63ZM83 145H84V148H86L84 142H83ZM88 145H87V146H88ZM92 145H91V146H92ZM96 145H97V144H96ZM117 145L119 146L118 143H116L115 146H117ZM123 145H125L126 147H130V143H128L129 146H127L126 143L123 144ZM163 145H165V144H163ZM168 145H169V143H168ZM170 145H169V146H170ZM179 145H180V144H179ZM179 145H178V146H179ZM212 145H213V143H212ZM28 146H29V144H28ZM37 146H38V145H37ZM55 146H57V145H55ZM55 146H54V147H55ZM64 146H65L66 148L64 147V149L59 150V151H60V154H59V152H58L59 155H58V154H57L58 156L56 155V159H53V157L55 156V154H54V152L52 151V150H53L52 147L50 148L49 146H46V148H45L42 144L39 143V146L36 147L35 149H31V150L29 149L30 151L27 152V153H28L27 155L24 154L26 151H25V152L23 151L24 153L22 152V153H23V154H22L23 156H18V155L16 156V155H14V154H16V153H14V154L12 153L14 157L12 156V158L9 160V165H8V163H7L8 161H7L6 163H4V165H2V164L0 163V184H1V181H2V179L4 178V176H7V175L12 176V174H14V176H17V177H18V178L16 177V178H17V181L14 180V179H13V180L10 179V181L7 180L9 183L6 182L5 179H3V180H5V183H8V187H4V186H3V187H4V191H1V192H0V214L2 215V214L5 213L4 216H1V215H0L2 219H4L5 216H8V215H9V214L6 215V212H7V211L9 212L10 209L13 210V212H14V209H13V208H19V206L22 204V202H24V201H21L22 198L24 199L26 196L28 197V195L25 194V191L28 189L27 186H26V185H28V184H26V183H27V181H28L30 178H33L34 180H37L39 183L42 181V184H46V183H43V180H40V178H41V177H44V179L46 180V181H45V180H44V181H45V182H48V181H49V180H48L49 177H48V179H46L47 177L45 178V176H46L48 173H51V172H52L53 174L59 172V171H60V168H61V166H62L60 163H61L64 159L67 161V165H68V163L71 161V154H70V153H74V154L76 155V156H74V157L77 159V162L80 163V161L83 162L84 160H86L85 158H87L88 160L90 159V157H89V156H90V152H93L94 154H95V152H96L95 150H94L95 152L92 151L93 147H92V148L88 147V149H91L90 152H89V155H88V152H87L88 149H86V150H85L86 152H85V151L83 150L84 148H82V149L78 148L79 145L76 147V148H77V149H76V148L74 147V145H71L70 142L67 143V146H66V145H64ZM100 146H101V145H100ZM107 146H108V144H107ZM107 146H106V147H107ZM121 146H122V145H121ZM156 146H155V149H156ZM166 146H167V145H166ZM169 146H168V148H166V150H167V149H170L169 151H171L172 149H171V147H169ZM176 146H177V145H176ZM176 146H175V148H176ZM215 146H216V145H214V147H213V146H212V147L215 148ZM219 146H220V145H219ZM3 147H4V146H3ZM16 147H17V146H16ZM24 147H25V146H24ZM60 147L62 148V146H60ZM60 147H59V148H60ZM97 147H98V146H97ZM97 147L95 146L94 148L96 149ZM109 147H110V146H109ZM131 147H132V146H131ZM173 147H174V146H173ZM6 148H7V147H6ZM6 148L4 147V149H2V150H5ZM14 148H15V146H14ZM19 148H21V147L19 146V147H18V150H19ZM25 148L28 149L27 147H25ZM30 148H32V147L30 146ZM55 148H56V147H55ZM55 148H54V149H55ZM107 148H108V147H107ZM107 148H106V150H107ZM122 148H123V147H122ZM152 148H153V146H152ZM162 148H164V147H162ZM207 148H209V147L207 146ZM8 149H9V150H8ZM26 149H25V150H26ZM73 149L75 150V152H74ZM78 149H79V150H78ZM97 149H99V147H98ZM100 149H101V147H100ZM108 149H110V148H108ZM117 149H118V148H117ZM117 149L114 150V151H119V150H117ZM119 149H120V148H119ZM124 149H125V147H124ZM124 149H122V150H124ZM149 149H150V148H149ZM2 150H1V151H2ZM6 150L8 151V153L10 152V148H7ZM14 150H15V149H14ZM14 150H13V151H14ZM56 150H58V149L56 148ZM80 150H82V151H80ZM101 150H102V149H101ZM101 150H100V152H103V150H102V151H101ZM106 150L104 149V152H105ZM110 150H113V149H110ZM150 150H151V149H150ZM207 150H208V149H207ZM209 150H211V149H209ZM209 150H208L207 152H205V151H204V152H205V153H208ZM213 150H214V149H213ZM213 150H212V151H213ZM79 151H80V152H79ZM169 151H167V152H168V155H169V153H170ZM212 151L210 152V154L212 153ZM14 152H15V151H14ZM16 152H17V149H16ZM164 152L166 153L165 150H164ZM213 152H214V154H215V151H213ZM107 153H108V151H107L105 154H107ZM109 153H110V155H111V152H110V151H109ZM117 153H118V152H117ZM165 153H164L163 155L166 156L167 153H166V154H165ZM201 153H202V151H201ZM0 154H1V153H0ZM3 154H4V151H3ZM115 154H116V153H115ZM20 155H21V153H20ZM91 155H92V157L94 156L93 154H91ZM99 155H100V154H99ZM99 155H97L98 158L100 157ZM102 155H103V154H102ZM112 155H114V152L112 153ZM155 155H156V154H155ZM197 155H198V154H197ZM199 155H200V154H199ZM205 155H206V154H205ZM9 156H10V153H9ZM116 156H117V155H116ZM207 156H208V154H207ZM207 156H205V157L207 158ZM220 156H221V154H220ZM220 156H219V157H220ZM1 157H2V156H1ZM1 157H0V158H1ZM16 157H17V158H16ZM88 157H89V158H88ZM94 157H95V156H94ZM94 157H93L92 159H93L94 162H95ZM108 157H110V156H108ZM210 157H213V156L211 155ZM222 157H223V156H221L220 158L222 159ZM224 157H225V155H224ZM8 158H9V157H8ZM22 158H23V160H22ZM105 158H107V157H105ZM163 158H165V157H163ZM167 158H168V157H167ZM170 158H172V157H170ZM170 158H169V159H170ZM201 158L204 159V157H202V156H201ZM20 159H21L22 161H21ZM72 159H73V158H72ZM76 159H75V160H76ZM99 159H100V158H99ZM108 159H110V158H107V160H108ZM169 159H168V160H169ZM172 159H173V158H172ZM172 159H171V160H172ZM198 159H199V157H197V161H199ZM18 160H20V161H18ZM168 160H167V161H168ZM219 160H220V159H219ZM222 160H223V159H222ZM222 160H221V161H222ZM0 161H1V159H0ZM4 161H5V159H4ZM90 161H91V160H89V162H90ZM99 161L101 162L102 160L100 159ZM110 161H111V160H110ZM152 161H153V160H152ZM169 161H170V160H169ZM172 161H173V162H171V163H174V164L176 163V162H174V160H172ZM211 161H212V160H211ZM84 162H85V161H84ZM100 162H97V163L100 164ZM102 162H103V161H102ZM157 162H158V161H157ZM160 162L162 163V161H160ZM203 162L206 163V160H204ZM214 162H215V161H214ZM217 162H218V161H217ZM2 163H3V162H2ZM65 163H66V162L63 161V164H64V165H65ZM71 163H73V162H71ZM79 163H78V164H79ZM107 163H109V162H107ZM199 163H200V162H199ZM205 163H204V164H205ZM223 163H224V162H223ZM69 164H70V163H69ZM88 164H89V163H88ZM190 164H191V163H190ZM206 164H207V163H206ZM210 164H211V163H209V165H210ZM217 164H218V163H217ZM73 165H75V164L73 163ZM73 165H72V166H73ZM79 165H81V164H79ZM84 165H85V164H84ZM89 165H90V164H89ZM102 165H103V163H102ZM207 165H208V164H207ZM56 166H59V168H56ZM68 166H69V165H68ZM72 166H71V167H72ZM75 166H76V165H75ZM75 166H73L72 168H74ZM91 166H92V165H91ZM93 166H95V165H93ZM165 166H166V165H165ZM188 166H191V165H188ZM194 166H195V165H194ZM63 167L65 168V166H63ZM71 167H70V168H71ZM105 167H106V166H105ZM158 167H159V166H158ZM208 167L210 168V166H207L206 169H207ZM211 167H212V165H211ZM72 168H71V170H72ZM75 168H77V166H76ZM78 168H79V167H78ZM78 168H77V169H78ZM87 168H88V167H87ZM87 168H86V169H87ZM90 168H91V167H90ZM93 168H94V167H93ZM103 168H104V167H103ZM164 168H165V167H164ZM217 168H218V167H217ZM61 169H62V168H61ZM191 169H192V168H190V170H191ZM196 169H198L197 165H196V168L194 167V170H196ZM62 170H63V169H62ZM66 170H67V169H66ZM78 170H79V169H78ZM78 170H77V171H78ZM83 170H84V169H83ZM89 170H92V169H89ZM100 170H101V169H100ZM188 170H189V169H188ZM194 170H193V172H194ZM215 170H216V169H215ZM68 171H70V170L68 169ZM77 171H76V172H77ZM84 171H85V170H84ZM84 171H83V172H84ZM86 171H87V170H86ZM98 171H99V170H97L96 172H98ZM166 171H167V170H166ZM196 171H197V170H196ZM196 171H195V172H196ZM198 171L202 173L201 169H199ZM204 171H205V170H204ZM208 171H209V170H208ZM217 171H218V170H217ZM223 171H225V170H223ZM64 172H65V171H64ZM87 172H88V171H87ZM87 172H86V174H87ZM189 172H190V171H189ZM191 172H192V170H191ZM191 172H190V173H191ZM210 172H211V171H210ZM220 172H222V170H221ZM77 173H78V172H77ZM91 173H92V172H91ZM114 173H115V172H114ZM166 173H167V172H166ZM166 173H165V174H166ZM197 173H198V172H197ZM207 173H209V172H207ZM211 173H212V172H211ZM211 173H210V175H211ZM62 174H63V173H62ZM79 174H80V173H79ZM79 174H78V177H79ZM81 174H82V177H81V178H84V176H86V175H83V174H85V173H81ZM94 174H95V172H94ZM100 174H101V173H100ZM102 174H103V173H102ZM115 174H116V173H115ZM168 174H169V173H168ZM203 174H204V173H202V175H203ZM205 174H206V172H205ZM205 174H204V175H205ZM214 174H215V173H214ZM219 174H220V173H219ZM222 174H223V172H222ZM55 175H56V174H55ZM63 175H64V174H63ZM73 175H75V174H73ZM88 175H89V173H88ZM88 175H87V176H88ZM90 175H91V174H90ZM90 175H89V176H90ZM121 175H122V174H121ZM121 175L119 176V174H118V177L120 178ZM160 175H161V174H160ZM163 175H164V174H163ZM191 175H192V174H191ZM52 176H53V175H52ZM60 176H61V175H60ZM68 176H69V175H68ZM71 176H72V175H71ZM87 176H86L85 178H87ZM94 176H95V175H94ZM198 176H199V175H198ZM200 176H201V175H200ZM200 176H199V177H200ZM215 176H217V174H216ZM50 177H51V176H50ZM62 177H63V176H62ZM72 177H73V176H72ZM76 177H77V175H76ZM90 177H91V176H90ZM92 177H93V175H92ZM92 177H91V178H92ZM162 177H165V176H162ZM199 177H197V178H199ZM203 177H204V176H203ZM213 177H214V176H213ZM213 177H212L211 179H213ZM53 178H54V176H53ZM55 178H56V177H55ZM65 178H67V177H65ZM96 178H97V177H96ZM113 178H114V177H113ZM195 178H196V176H195ZM200 178L202 179V176H201ZM216 178H217V177H216ZM67 179H68V178H67ZM87 179H88V178H87ZM121 179H122V181H123V178H122V177H121ZM163 179H164V178H163ZM190 179H191V178H190ZM190 179H189V180H190ZM209 179H210V178H209ZM255 179H256V178H255ZM39 180H40V181H39ZM59 180H60V179H59ZM59 180H58V181L56 180L57 183H59ZM62 180H63V178H62ZM79 180H80V178H79ZM81 180H82V179H81ZM91 180H92V179H91ZM91 180H86V181H87V182H92ZM124 180H125V179H124ZM159 180H160V178H159ZM205 180H206V179H205ZM50 181H51V180H50ZM105 181H106V180H105ZM111 181H112V180H111ZM199 181H200V180H199ZM201 181H202V180H201ZM211 181H212V180H211ZM64 182H65V181H64ZM84 182H85V181H84ZM106 182H108V181H106ZM117 182H118V181H117ZM159 182H160V181H159ZM191 182H192V181H191ZM191 182H190V183H191ZM193 182H194V181H193ZM213 182H215V180H213ZM213 182H212V183H213ZM30 183H31V181H30ZM35 183H36V182H35ZM35 183L33 184V186L35 185ZM54 183H55V182H54ZM57 183H56V184H57ZM72 183H73V182H72ZM72 183H71L70 185H72ZM195 183H196V182H195ZM198 183H199V182H198ZM201 183H202V182H201ZM207 183L209 184L208 181H207ZM207 183H206V184H207ZM212 183H211V184H212ZM249 183H250V182H249ZM257 183H258V182H257ZM17 184H19V185H17ZM21 184H23V186H20ZM25 184H26V185H25ZM40 184H41V183H40ZM47 184H48V183H47ZM50 184L52 185V183H50ZM50 184H49V185H50ZM89 184H90V183H89ZM113 184H115V183H113ZM122 184H123V183H122ZM161 184H162V182H161ZM161 184H160V185H161ZM186 184H187V183H186ZM203 184H204V183H203ZM214 184H216V182H215ZM24 185H25V186H24ZM29 185H30V184H29ZM29 185H28V186H29ZM59 185H61V184H59ZM80 185H81V184H80ZM92 185H93V184H92ZM102 185H103V184H102ZM104 185H106V184H104ZM110 185H112V184H110ZM124 185H125V184H124ZM163 185H164V183H163ZM166 185H167V184H166ZM192 185H193V184H192ZM192 185L188 184V186H190V187H192ZM194 185H195V184H194ZM81 186H82V185H81ZM93 186H94V185H93ZM95 186H97V185H95ZM107 186H108V185H107ZM112 186H113V185H112ZM115 186H117V185H115ZM115 186H114V187H115ZM161 186H162V185H161ZM167 186H168V185H167ZM167 186H164V187H167ZM184 186H186V185H184ZM195 186H196V185H195ZM195 186L192 187L194 190H196V189H195ZM198 186H200V184H197V186H196L197 189H199ZM201 186H202V184H201ZM248 186H249V185H248ZM257 186H258V185H257ZM0 187H1V186H0ZM48 187H49V186H48ZM84 187H85V186H84ZM117 187H118V186H117ZM164 187H163V188H164ZM182 187H183V186H182ZM186 187H187V186H186ZM186 187H185V188H186ZM203 187H204V186H202V188H203ZM253 187H254V186H253ZM26 188H27V189H26ZM30 188H31V190H32V187H30ZM37 188H41V186H40V187H37ZM56 188H57V187H56ZM59 188H60V186H59ZM68 188H70V187H66L65 189L68 190ZM85 188H86V187H85ZM85 188H84V189H85ZM89 188H90V187H89ZM97 188H98V186L96 187V190H97ZM120 188H121V187H120ZM161 188H162V187H161ZM163 188H162V189H163ZM202 188H201V189H202ZM204 188H206V187H204ZM250 188H251V187H250ZM5 189H6V190H5ZM50 189H51V188H50ZM63 189H64V188H63ZM98 189H99V191L102 190V188H98ZM100 189H101V190H100ZM162 189H161V191H162ZM164 189H165V188H164ZM167 189H168V188H167ZM186 189H188V188H186ZM193 189H192V190H193ZM201 189H199V190H201ZM247 189H249V188H247ZM254 189H255V187H254ZM258 189H259V188H258ZM2 190H3V189H2ZM7 190H8V191H7ZM36 190H37V189H35L34 191H36ZM40 190H41V189H40ZM54 190H55V189H54ZM54 190L51 189V192H50V193L53 194V192H55ZM94 190H95V189H94ZM109 190H110V189L108 188V189L106 190V192L109 191ZM183 190H184V189H182V191H183ZM190 190H191V188H190ZM192 190H191V191H192ZM205 190H206V189H205ZM209 190H210V188H209ZM250 190H251V189H250ZM255 190H257V189H255ZM37 191H38V190H37ZM52 191H53V192H52ZM80 191H81V189H80ZM84 191H85V190H84ZM92 191H93V190H92ZM92 191H89V192L92 193ZM103 191H104V189L102 190V192H103ZM115 191H116L115 194H117V190H115ZM122 191H123V190H122ZM164 191H165V190H164ZM197 191H198V190H197ZM201 191H202V190H201ZM201 191H198L199 193H196V194H198V197L201 196V194H200ZM260 191H261V190H260ZM61 192H62V191H61ZM85 192H86V191H85ZM89 192H88V193H89ZM109 192H112V191H109ZM124 192H125V191H124ZM127 192H129V191H127ZM127 192H126V193H127ZM193 192H194V191H193ZM193 192H192V193L190 192V194H194ZM27 193H28V192H27ZM32 193H33V192H32ZM38 193H39V191H38ZM47 193H48V192H47ZM58 193H59V192H58ZM63 193H64V192H63ZM82 193H83V191H82ZM82 193L80 192V194H82ZM95 193H97V192H93V194H95ZM104 193H105V191H104ZM202 193H205V194H206L205 191H202ZM211 193H212V192H211ZM29 194H30V193H29ZM33 194H35V192H34ZM33 194H32V195H33ZM42 194H43V193H42ZM83 194H87V192H86V193H83ZM101 194H102V193H100V195H101ZM118 194H120V193L118 192ZM130 194H131V193H130ZM187 194H189V193L187 192ZM187 194H186V195H187ZM190 194H189V196H190ZM199 194H200V195H199ZM209 194H210V193H209ZM24 195H26V196H24ZM47 195H48V194H47ZM55 195H56V192H55ZM105 195H106V194H105ZM122 195H123V194H122ZM127 195H128V194H127ZM244 195H245V194H244ZM251 195H252V194H251ZM83 196H84V195H82V196H80V197H83ZM86 196H87V195H86ZM94 196L96 197V195H94ZM107 196H108V195H107ZM183 196H184V195H183ZM192 196H193V195H192ZM192 196H190V197H192ZM248 196H249V195H248ZM248 196H247V197H248ZM253 196H254V195H253ZM40 197H41V196H40ZM49 197H51V196H49ZM105 197H106V196H105ZM112 197H113V196H112ZM119 197L121 198V196H119ZM119 197H118V198H119ZM123 197H125V196H123ZM132 197H133V196H132ZM209 197H210V196H209ZM240 197H242V196H240ZM42 198H43V197H42ZM55 198H56V197H55ZM78 198H79V197H78ZM83 198H84V199L81 198V200H82V201H83V200L85 201V196H84ZM87 198H88V197H87ZM92 198H93V197H92ZM96 198H97V197H96ZM114 198H115V196H114ZM118 198H115V199H118ZM128 198H129V197H128ZM133 198H134V197H133ZM185 198H186V197H185ZM185 198H184V199H185ZM188 198H189V197H188ZM199 198H200V197H199ZM243 198H244V197H243ZM245 198H246V197H245ZM29 199H30V198H29ZM31 199H33V198H31ZM34 199H35V198H34ZM38 199H39V198H38ZM63 199H65V198H63ZM69 199H71V197H70ZM69 199L66 198V201L69 200ZM79 199H80V198H79ZM79 199H78V200H79ZM112 199H113V198H112ZM121 199H122V198H121ZM184 199H183V200H184ZM207 199H208V198H207ZM39 200H41V198H40ZM53 200H54V199H53ZM53 200H52V202H53ZM57 200H58V199H57ZM81 200H80V202H81ZM88 200H89V199H88ZM100 200H101V202H102V199H100ZM128 200H129V199H128ZM145 200H146V199H145ZM194 200H195V199H194ZM194 200H193L192 202H194ZM240 200H241V199H240ZM240 200H239V201H240ZM244 200H245V199H244ZM60 201H61V200H60ZM91 201H92V200H91ZM96 201H97V200H96ZM106 201H108V200H106ZM106 201H105V202H106ZM117 201H120V200L118 199ZM124 201H125V199L123 200V203H124ZM126 201H127V200H126ZM141 201H142V200H141ZM201 201H202V200H201ZM205 201H206V200H205ZM205 201L203 202V204L205 203ZM209 201H210V200H209ZM211 201H212V200H211ZM226 201H227V200H226ZM25 202H27V201H25ZM25 202H24V203H25ZM32 202H33V201H32ZM32 202H31V206H33V205H32ZM46 202H47V201H46ZM46 202H45V200H44V203H46ZM54 202H55V201H54ZM89 202H90V201H89ZM108 202H109V201H108ZM111 202H113V201H111ZM129 202H130V200H129ZM129 202L127 201L128 204H130ZM137 202H138V201H137ZM185 202H186V201H185ZM185 202H184V203H185ZM192 202H189V203H192ZM227 202H228V201H227ZM24 203H23V204H24ZM27 203H29V202H27ZM41 203H42V201H41ZM56 203H57V202H56ZM84 203H85V202H84ZM103 203H104V202H103ZM109 203H110V202H109ZM115 203H116V200H115ZM118 203H119V202H118ZM118 203H116V206H117V207H118V205H117ZM123 203H121V204L124 205ZM131 203L134 204L132 201H131ZM144 203H145V202H144ZM184 203H183V204H184ZM200 203H201V202H200ZM222 203H225V202H222ZM29 204H30V203H29ZM33 204H34V203H33ZM38 204H39V203H38ZM42 204H43V203H42ZM79 204H80V203H79ZM92 204H93V203H92ZM147 204H148V203H147ZM197 204H198V202H197ZM197 204H196V202H195V205H197ZM212 204H214V203H212ZM232 204H233V203H232ZM39 205H40V204H39ZM39 205H38V206H39ZM50 205H51V204H50ZM52 205H53V204H52ZM84 205H85V204H84ZM97 205H99V204H97ZM125 205H126V204H125ZM135 205H136V204H134L133 206H135ZM148 205H149V204H148ZM225 205H226V204H225ZM233 205H234V204H233ZM238 205H239V203H238ZM15 206H17V207H15ZM21 206H22V205H21ZM24 206H25V205H24ZM41 206H42V205H41ZM43 206H46V207L48 208L49 203H48V205H47V203H46V205L44 204ZM80 206H81V205H80ZM93 206H96V205H93ZM103 206H105V205L103 204ZM112 206H113V203H112ZM133 206L131 205V207H133ZM185 206H186V205H185ZM189 206H190V205H189ZM189 206H188V207H189ZM209 206H210V205H209ZM234 206H235V205H234ZM33 207H34V206H33ZM46 207H45V209H47ZM120 207H121V206H119V208H120ZM129 207H130V205H129ZM191 207H192V206H191ZM215 207H218V206H215ZM220 207H221V206H220ZM236 207H237V206H236ZM238 207H239V206H238ZM23 208H24V207H23ZM35 208H36V207H35ZM41 208H42V207H41ZM51 208H52V207H51ZM55 208H56V207H55ZM110 208H111V207H110ZM112 208H113V207H112ZM127 208H128V207H127ZM137 208H138V207H137ZM143 208H144V207H143ZM143 208H142V209H143ZM192 208H193V207H192ZM196 208H197V207H196ZM202 208H203V207H202ZM221 208H222V207H221ZM223 208H224V207H223ZM231 208H232V207H231ZM233 208H234V207H233ZM31 209H32V208H31ZM80 209H81V207H80ZM82 209H83V208H82ZM92 209H93V208H92ZM92 209H91V210H92ZM101 209H104V208H101ZM105 209H106V208H105ZM107 209H108V207H107ZM114 209H115V207H114ZM122 209H123V208H121L120 210L123 211ZM131 209H132V208H131ZM189 209L192 210L190 207H189ZM210 209H211V208H209V210H210ZM234 209H236V208H234ZM234 209H233V210H234ZM237 209H238V208H237ZM257 209H258V208H257ZM15 210H16V209H15ZM21 210H22V209H21ZM32 210H34V209H32ZM72 210H74V209H72ZM72 210H71V211H72ZM78 210H79V209H78ZM84 210H85V209H84ZM91 210H90V211H91ZM110 210H111V209H110ZM118 210H119V209H118ZM118 210H117V211H118ZM120 210H119V211H120ZM195 210H196V209H195ZM225 210H226V209H225ZM238 210H239V209H238ZM16 211H17V210H16ZM82 211H83V210H82ZM82 211H80V212H82ZM88 211H89V210H88ZM103 211H104V210H103ZM103 211H101V212L103 213ZM113 211H114V210H113ZM121 211H120V212H121ZM141 211H142L143 213H145V211H143V210H141ZM146 211H147V210H146ZM193 211H194V210H193ZM213 211H214V210H213ZM220 211H221V210H220ZM226 211H227V210H226ZM226 211H225V212H226ZM257 211L259 212V210H257ZM18 212H19V211H18ZM35 212H36V210H35ZM106 212H107V211H106ZM128 212H129V211H128ZM138 212H139V211H138ZM203 212H204L203 217H202V215H201L202 219L205 217V214H206L205 211H203ZM214 212H215V211H214ZM218 212H219V211H218ZM20 213H21V212H20ZM26 213L28 214V211H27ZM26 213H25V214H26ZM37 213H38V212H37ZM130 213H131V212H130ZM132 213H133V212H132ZM132 213H131V214H132ZM136 213H137V211H136ZM140 213H141V212H140ZM227 213H228V212H227ZM12 214H13V213H12ZM21 214H22V213H21ZM29 214H30V213H29ZM83 214H84V213H83ZM89 214H90V213H89ZM95 214H96V213H95ZM95 214L92 213L91 215L95 216ZM115 214H116V213H115ZM121 214H122V213H121ZM123 214H125V213H123ZM194 214H195V213H194ZM215 214L218 215V213H215ZM14 215H15V214H14ZM18 215H20V214H18ZM80 215H82V213H81ZM84 215H85V214H84ZM84 215H83V216H84ZM102 215H103V214H102ZM108 215H109V214H108ZM117 215H119V213H118ZM133 215H134V214H133ZM196 215H197V214H196ZM196 215H195V216H196ZM208 215H209V214H208ZM208 215H207V216H208ZM211 215H212V214H211ZM229 215H230V214H229ZM20 216H21V215H20ZM20 216H18V217H20ZM24 216H25V215H24ZM24 216H23V217H24ZM41 216L43 217L44 215H41ZM70 216H71V215H70ZM120 216H121V215H120ZM138 216H139V215H138ZM3 217H4V218H3ZM15 217H16V215H15ZM15 217H13V215H12V218H13V219H15ZM18 217H17V218H18ZM29 217H30V216L28 215V218H29ZM48 217H49V216H48ZM90 217H91V216H90ZM99 217L101 218L102 216L99 215ZM141 217H142V216L140 215V216H139V219H140ZM226 217H227V216H226ZM10 218H11V217H10ZM20 218H22V216H21ZM20 218H19V219H20ZM25 218H26L27 221H29L30 219H32V218H30V219L28 220V218H27L26 216H25ZM43 218H44V217H43ZM45 218H46V217H45ZM62 218H64V221H65L66 218H65V217H62ZM72 218H73V217H72ZM86 218H87V216L85 217V220H86ZM93 218H94V217H93ZM93 218H91L92 221H93ZM96 218H97V217H96ZM212 218H213V216H212ZM2 219H1V220H2ZM13 219H12V220H13ZM19 219H18V220H19ZM33 219H34V217H33ZM37 219H38V218H37ZM37 219H36V217H35V220H37ZM73 219H75V218H73ZM115 219H116V218H115ZM122 219H123V218H122ZM128 219H129V218H128ZM130 219H132V218H130ZM202 219H201V220H202ZM204 219H205V218H204ZM6 220H7V221H8V220H9V221H12V220H10V219H7V217H6ZM20 220H23V218L20 219ZM20 220H19V221H20ZM40 220H41V219H40ZM67 220H68V219H67ZM96 220H97V219H96ZM101 220H102V219H101ZM206 220H207V219H206ZM208 220H210V219H208ZM211 220H212V219H211ZM225 220H226V219H225ZM231 220H233L232 217H231ZM231 220H230V221H231ZM251 220H252V219H251ZM9 221H8L7 223H9ZM16 221H17V219H16ZM27 221H25V222H27ZM69 221H70V220H69ZM78 221H79V220H78ZM89 221H90V224H93V222H92L91 220H89ZM117 221L120 222V221H122V220H117ZM130 221H131V220H130ZM223 221H224V220H223ZM1 222L3 223L4 221H1ZM85 222H86V221H85ZM100 222H101V221H100ZM111 222H112V221H111ZM119 222H118V224H119ZM178 222H179V221H178ZM180 222H181V221H180ZM204 222H205V221H204ZM228 222H229V221H228ZM228 222H227V225H228ZM231 222H232V221H231ZM231 222H229V225H230ZM235 222H236V221H235ZM2 223H1V224H2ZM7 223H6V224H7ZM19 223L21 224V221L18 222V224H16V223H13V224L16 225V227H17V225H20ZM30 223H32L31 220H30ZM35 223H36V221H35ZM40 223H41V222H40ZM67 223H68V221H67ZM77 223H79V222H77ZM83 223H84V222H83ZM86 223H88V222H86ZM96 223H97V222H96ZM102 223H103V220H102ZM125 223H126V222H125ZM166 223L168 224V222H165V224H166ZM202 223H203V222H202ZM232 223H233V222H232ZM4 224H5V222H4ZM13 224H11V225H13ZM38 224H39V223H38ZM72 224H73V223H72ZM84 224H85V223H84ZM88 224H89V223H88ZM88 224H87V225H88ZM114 224H115V223H114ZM118 224H117V225H118ZM120 224H121V226H124V224H123L122 222H121ZM122 224H123V225H122ZM171 224H172V223H171ZM186 224H187V223H186ZM205 224H206V223H205ZM208 224H209V223H208ZM235 224H236V223H235ZM8 225H9V224H8ZM22 225H23V224H21V226H22ZM30 225H31V224H29V227H30ZM42 225H43V224H42ZM95 225H96V224H95ZM97 225H98V224H97ZM111 225H112V224H111ZM117 225H116V227H117ZM182 225H183V224H182ZM233 225H234V223H233ZM0 226H1V225H0ZM6 226H7V225H6ZM33 226H34V225H33ZM33 226H31V227L34 229L35 226H34V227H33ZM36 226H37V223H36ZM38 226H41V225L39 224ZM38 226H37V227H38ZM76 226H77V225H76ZM76 226L74 225L75 228H76ZM83 226H84V225H83ZM92 226L94 227V224H93ZM92 226H91V227H92ZM102 226H103V225H102ZM105 226H106V225H105ZM109 226H110V225H109ZM113 226H114V225H113ZM119 226H120V225H119ZM168 226H169V225H168ZM177 226H178V225H177ZM199 226H201V225L199 224ZM203 226H204V224H203ZM203 226H202V227H203ZM234 226H235V225H234ZM16 227H14V226L12 227V226H11V227H10V230H14V228H16ZM29 227H28V229H29ZM31 227H30V229H31ZM100 227H101V226H100ZM110 227H111V226H110ZM170 227H171V226H170ZM183 227H184V225H183ZM187 227H188V226H187ZM187 227H185V228H187ZM197 227H198V226H197ZM222 227H224V226H222ZM3 228H4V227H3ZM3 228H2V229H3ZM20 228H21V227H20ZM38 228H39V227H38ZM85 228H87V227H85ZM89 228H90V226H89ZM94 228H95V227H94ZM98 228H99V227H98ZM98 228H97V229H98ZM105 228H106V227H105ZM118 228H119V227H118ZM122 228H123V227H122ZM163 228H164V227H163ZM172 228H173V227H172ZM190 228H192V227H190ZM198 228H199V227H198ZM204 228H205V227H204ZM18 229H19V227H18ZM30 229H29V230H30ZM33 229H32V231H34ZM79 229L81 230V228H79ZM91 229H93V228H91ZM106 229H107V228H106ZM108 229H109V230H108ZM108 229H107V231L111 232V230H112L113 228L111 227V229H110V228H108ZM114 229H115V227H114ZM127 229H128V228H127ZM167 229H168V228H167ZM192 229H193V228H192ZM195 229H197V228H195ZM200 229H201V228H200ZM227 229H228V228H227ZM229 229H230V228H229ZM20 230H21V229H20ZM20 230H18V231H20ZM29 230H28V231H29ZM47 230H48V229H47ZM74 230H76V229H74ZM94 230H95V229H94ZM99 230H103V229H102V228H101V229L99 228V229H98V232H100ZM115 230H117V228H116ZM115 230H114V231H115ZM178 230H179V229H178ZM0 231H1V230H0ZM6 231H7V230H6ZM35 231H36V229H35ZM54 231H55V230H54ZM117 231H118V233L120 232L119 230H117ZM117 231H115V232H117ZM124 231H125V230L123 229V230H122V233H123ZM13 232L15 233V231H12V232H10V233H13ZM22 232H26V231H21V234L24 236L25 233L23 234ZM37 232H38V231H36V232L33 233V234H36ZM81 232H82V230H81ZM96 232H97V231H96ZM128 232H129V231H128ZM1 233H2V232H1ZM3 233H4V231H3ZM18 233H19V232H18ZM28 233H30V232H28ZM28 233H27V236H28ZM55 233H56V231H55ZM176 233H177V232H176ZM225 233H226V232H225ZM79 234H80V233H79ZM84 234H85V232H84ZM87 234H88V233H87ZM87 234H86V235H87ZM91 234H93V233H91ZM127 234H130V233H127ZM223 234H224V233H223ZM1 235H2V234H1ZM1 235H0V237H1ZM6 235H7V234L5 233V237L9 236V235H7V236H6ZM16 235H17V234L15 233V237H16ZM18 235H19V234H18ZM18 235H17V236H18ZM123 235H124V233H123ZM12 236H13V234H12ZM30 236H31V235H30ZM30 236H28V237H30ZM32 236H33V239H34V237H37V235H35V236L32 235ZM92 236H93V235H92ZM92 236H91V237H92ZM95 236H96V235H95ZM119 236H121V234L118 235L117 239H119ZM156 236H157V235H156ZM174 236H175V235H174ZM10 237H11V236H10ZM19 237H21V236H19ZM19 237H17V239H18ZM25 237H26V236H25ZM111 237H112V236H111ZM160 237L162 238V235L159 236V238H160ZM182 237H183V236H182ZM87 238H88V237H87ZM87 238H86V239H87ZM94 238H95V237H93V239H94ZM99 238H100V237H99ZM113 238H114V237H113ZM113 238H112V239H113ZM4 239H5V238H4ZM11 239H12V242H14V241H13V237H11ZM27 239H28V238H27ZM38 239H39V238H38ZM90 239H91V238H90ZM90 239H89V240H90ZM97 239H98V238H97ZM123 239H124V238H123ZM153 239H155V238H153ZM184 239H185V238H184ZM8 240H10V239L8 238ZM8 240H6V242L4 241V243H7ZM20 240H22V238H20ZM39 240H40V239H39ZM119 240H120V239H119ZM119 240H118V241H119ZM127 240H128V239H127ZM157 240L159 241L158 238H157ZM212 240H214V239H212ZM10 241H11V240H10ZM31 241H32V240H31ZM34 241H35V240H34ZM94 241H95V240H94ZM120 241H121V240H120ZM128 241H129V240H128ZM153 241H154V240H153ZM0 242H1V241H0ZM2 242H3V241H2ZM8 242H9V241H8ZM15 242H16V240H15ZM23 242H24V241H23ZM25 242H26V241H25ZM25 242H24V243H25ZM36 242H37V241H36ZM155 242H156V241H155ZM164 242H166V241H164ZM9 243H10V242H9ZM9 243H8V244H9ZM17 243H19V242H16V244H17ZM27 243H28V241H27ZM93 243H94V242H93ZM95 243H96V242H95ZM115 243H116V238H115ZM153 243H154V242H153ZM156 243L158 244V242H156ZM160 243H161V242H160ZM160 243H159V244H160ZM168 243H169V242H168ZM188 243H189V242H188ZM13 244H14V243H12V245H13ZM21 244L23 245V243H21ZM25 244H26V243H25ZM40 244H41V243H40ZM90 244H92V242H91ZM90 244H89V245H90ZM154 244H155V243H154ZM162 244H163V245H166V243H165V244H164V243H161V245H162ZM193 244H194V243H193ZM193 244H192V245H193ZM226 244H228V243H226ZM0 245H2V244L0 243ZM5 245L7 246V244H4L3 247H4ZM10 245H11V243H10ZM17 245H18V244H17ZM84 245H85V243H84ZM116 245H117V244H116ZM155 245H156V244H155ZM163 245H162V246H163ZM168 245H169V244H168ZM186 245H189V244H186ZM186 245H185V246H186ZM216 245H217V244H216ZM29 246H30V245H29ZM36 246H37V245H36ZM95 246H96V244H95ZM111 246H112V245H111ZM119 246H120V245H119ZM156 246H157V245H156ZM225 246H227V245H225ZM11 247H12V246H11ZM11 247H9V245H8L7 248H9V249H7V250L9 251ZM24 247H25V246H24ZM40 247H41V245H40ZM113 247L115 248V245H114V244H113ZM163 247H164V246H163ZM190 247H191V246H190ZM190 247H189V248H190ZM196 247H197V246H196ZM196 247H195V248H196ZM199 247H200V246H199ZM199 247H198V248H199ZM5 248H6V247H5ZM13 248H14V246L12 247V249H13ZM26 248H27V247H26ZM29 248H30V247H29ZM34 248H35V246H34ZM88 248H89V247H88ZM119 248H120V247H119ZM124 248H125V247H124ZM157 248H158V247H157ZM164 248H165V247H164ZM183 248H186V247H183ZM189 248L187 247V249H189ZM195 248H194L193 250H196ZM198 248H197V249H198ZM220 248H221V247H220ZM226 248L228 249V248H230V247H226ZM1 249H3V248H1ZM1 249H0V250H1ZM15 249H16V248H15ZM24 249H25V248H24ZM32 249H33V248H32ZM32 249H31V250H32ZM39 249H40V248H39ZM39 249H38V250H39ZM110 249L112 250L113 248H110ZM110 249H109V251H110ZM115 249H116V248H115ZM117 249H118V248H117ZM199 249H200V248H199ZM227 249H225V251H224V248H223V251H222V252H225V254H226V250H227ZM21 250H22V249H21ZM26 250H28V248L25 249V251H26ZM33 250H34V249H33ZM160 250H162V249H160ZM160 250H158V251H160ZM189 250H190V249H189ZM189 250H188V251H189ZM191 250H192V249H191ZM191 250H190L189 252H191ZM229 250H230V249H229ZM4 251L6 252V249H4ZM10 251H11V250H10ZM10 251H9V252H10ZM17 251H18V250H17ZM163 251H164V252H167V251H165V249H164ZM168 251H169V250H168ZM178 251H180V250H178ZM181 251H182V249H181ZM0 252H1V254L3 253L2 251H0ZM23 252H24V251L19 252V256H21V254H22ZM110 252H111V251H110ZM110 252H109V253H110ZM152 252H153V251H152ZM184 252H185V251H184ZM184 252H182V253L184 254ZM195 252H197V251H195ZM230 252H231V251H230ZM7 253H8V252H7ZM7 253H6V254H7ZM12 253H14V251H13ZM16 253H17V252H15V255H16ZM31 253H32V252H31ZM35 253H36V252H35ZM117 253H118V251H117ZM148 253H149V252H148ZM156 253H157V254H160V253H158V252H156ZM199 253H200V250H199ZM216 253H217V252H216ZM234 253H235V251H234ZM1 254H0V255H1ZM25 254H26V252H25ZM118 254H119V253H118ZM150 254H151V253H150ZM154 254H155V252H154ZM154 254H153V255H154ZM167 254H169V253H167ZM173 254H174V253H173ZM178 254H180V252H179ZM183 254H182V255H183ZM187 254H188V253H187ZM189 254H190V253H189ZM189 254H188V255H189ZM197 254H198V253H197ZM228 254H229V252H228ZM248 254H249V253H248ZM3 255H4V254H2V256H3ZM9 255H11V254H9ZM9 255H8V256H9ZM30 255H31V254L29 253L28 256H30ZM32 255H33V254H32ZM113 255H114V253H113ZM155 255H156V254H155ZM164 255H165V257H166V254H165V253H164ZM169 255H172V254H169ZM176 255H177V254H176ZM176 255H174V256H176ZM185 255H186V254H185ZM192 255H193V252H191V256H192ZM233 255H234V257H235V254H233ZM233 255H232V256H233ZM254 255H256V254H254ZM254 255L252 256V258H256V257H254ZM257 255H258V254H257ZM257 255H256V256H257ZM2 256H1V257H2ZM17 256H18V254H17ZM17 256H15V257H17ZM22 256H23V255H22ZM25 256H26V255H25ZM34 256L36 257V254H35ZM180 256H181V255H180ZM180 256H179V257H180ZM193 256H195V254H194ZM197 256L199 257V254H198ZM202 256H203V255H202ZM205 256H207V255H204V257H205ZM232 256H231V257H232ZM245 256H246L245 254H244L243 256L241 255V257H243V258H244ZM258 256H259V255H258ZM258 256H257V257H258ZM263 256H264V255H263ZM1 257H0V259H1ZM4 257H5V256H3V258H4ZM6 257H7V255H6ZM12 257H13V256H12ZM31 257H32V256H31ZM148 257H149V256H148ZM148 257H147V258H148ZM172 257H173V256H172ZM204 257H203V259H205ZM241 257H240V258H241ZM259 257H261V256H259ZM25 258L27 259V256H26ZM28 258H29V257H28ZM36 258H37V257H36ZM156 258H157V256H156ZM166 258H168V257H166ZM177 258H178V257H176V259H177ZM187 258H189V261H192V260H191L192 257H190V255H189ZM195 258H196V257H195ZM201 258H202V257H201ZM207 258H208V257H207ZM225 258H227V257H225ZM235 258H236V257H235ZM246 258H247V257H246ZM250 258H251V256H250ZM6 259H7V258H6ZM8 259H9V258H8ZM10 259H11V258H10ZM10 259H9V260H10ZM16 259H17V258H16ZM21 259H22V258H21ZM21 259L19 258L17 261H19V260H21ZM37 259H38V258H37ZM37 259H36V260H37ZM39 259H40V258H39ZM142 259H143V258H142ZM144 259H145V258H144ZM151 259H152V258H150V260H151ZM157 259H158V258H157ZM159 259H160V257H159ZM159 259H158V260H159ZM168 259H169V258H168ZM171 259H172V258H171ZM178 259H180V258H178ZM199 259H200V258H199ZM208 259H209V258H208ZM208 259H207V260H208ZM223 259H224V258H223ZM227 259H230V258H227ZM244 259H245V258H244ZM259 259H261V258H259ZM27 260H28V259H27ZM134 260L137 261V259H134ZM134 260H133V261H134ZM138 260H139V259H138ZM140 260H141V259H140ZM158 260H157V261H158ZM166 260H167V259H166ZM173 260H174V259H173ZM184 260H185V259H184ZM184 260H183V261H184ZM207 260H206V261H207ZM241 260H242V258H241ZM252 260H253V259H251V261H252ZM261 260H262V259H261ZM2 261H3V259H2ZM7 261H8V260H7ZM7 261H6V264H7ZM21 261H22V260H21ZM21 261H19V262H21ZM28 261H31V259L28 260ZM160 261H162V260L160 259ZM179 261H180V260H179ZM181 261H182V260H181ZM242 261H243V260H242ZM245 261H246V260H245ZM245 261H243V262H245ZM247 261H248V260H247ZM247 261H246V262H247ZM251 261H250V262H251ZM11 262H12V260H11ZM25 262H27V261L24 260V264H25ZM31 262H32V261H31ZM34 262H35V261H34ZM38 262H39V261H38ZM38 262H36V263L38 264ZM138 262H139V261H138ZM145 262H146V261H145ZM145 262H143V263H145ZM163 262H165V261H163ZM169 262H170V259H169ZM176 262H177V263H175V264H178V260H177ZM187 262H188V261H187ZM194 262H195V261H194ZM198 262H199V261H198ZM198 262H197V264H198ZM204 262H205V261H204ZM204 262H203V263H204ZM207 262H208V261H207ZM232 262H233V264H234V261H233V260H232ZM256 262H257V261H256ZM256 262H255V263H256ZM1 263H3V262H1ZM21 263H22V262H21ZM132 263H133V262H132ZM139 263H140V262H139ZM139 263H138V264H139ZM143 263H141V264H143ZM165 263H166V262H165ZM167 263H168V262H167ZM189 263H190V262H189ZM203 263H201V264H203ZM229 263H230V262H229ZM12 264H14V263H12ZM15 264H16V263H15ZM18 264H19V263H18ZM22 264H23V263H22ZM26 264H27V263H26ZM28 264H30V263L28 262ZM39 264H40V263H39ZM41 264H42V263H41ZM134 264H135V263H134ZM136 264H137V263H136ZM158 264H159V263H158ZM172 264H173V263H172ZM187 264H188V263H187ZM190 264H192V262H191ZM204 264H207V263H204ZM208 264H209V262H208ZM226 264H227V263H226ZM242 264H243V263H242ZM246 264H247V263H246Z\"/></svg>",
  "mask_w": 264,
  "mask_h": 264
}]
</instances>
